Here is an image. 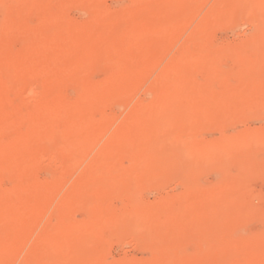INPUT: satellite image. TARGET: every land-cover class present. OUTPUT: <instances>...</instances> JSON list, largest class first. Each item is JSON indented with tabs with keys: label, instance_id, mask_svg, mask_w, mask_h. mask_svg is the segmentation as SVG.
<instances>
[{
	"label": "rangeland",
	"instance_id": "374dc122",
	"mask_svg": "<svg viewBox=\"0 0 264 264\" xmlns=\"http://www.w3.org/2000/svg\"><path fill=\"white\" fill-rule=\"evenodd\" d=\"M69 1V2H68ZM71 1V2H70ZM99 4H101V6L103 7V8H105V9H109V10H117V9H119V8H121V7H124V6H128L129 4H131V1L130 0H124V1H122V0H96ZM119 1V2H118ZM122 1V2H121ZM13 2H14V0H0V8H2V11H3V13L0 11V59H1V61L2 62H6V63H8V61H10V60H12L13 58H14V60L15 59H17V60H22V59H26V57H28L29 59H34L35 58V56H36V58H40V59H43L44 57H47L48 56V54H49V52L51 51V47H49V45H47L46 44V42H50L49 40H47V38L48 39H50V37H52L54 34H56V32H55V28H52V27H50V26H48V27H46V28H44L45 26H47V20L49 19V18H54L55 16L53 15V14H55L56 15V17H58L59 15H61L62 17H66L65 19L68 21V19L67 18H69V22H70V20H71V22L72 23H76V24H78V23H80V22H82V20H84V18H88L87 17V15H82L81 13H79V11L75 8V5L74 4H71V3H73V1L72 0H55L53 3H51V4H53V5H44V4H42V0H31V1H26L25 3V5H21L20 7H18L17 9H15V10H12V8H11V5L13 4ZM214 2L216 3V2H220V0H207V4L206 3H203L204 4V6H201L200 8H199V12H197V14L190 20V22H189V29H188V31L187 32H185V33H182V34H180L177 38H175L174 40H173V42H174V47H173V49L171 50L172 52H170V54H167V56L162 60V62L158 65V66H156V68H152V69H150L145 75H144V77L141 79V81H140V83L135 87V88H133L130 92H129V97H127L126 98V100H125V105H123V106H119L118 104V102H119V99H120V94L122 95V93H119V94H117V93H115L116 95H114V96H116L115 98H116V100L114 99V100H112L113 98L112 97H110L111 99L110 100H108V103H107V101H105L106 103H102L101 104V106H99V108H98V110L97 111H94V114L92 113L91 114V119H93L94 121H96V122H98V121H100L101 119H102V117L104 118V117H112V116H115V117H117L118 118V120H117V122L114 124V126H111V128H110V130H108L109 131V133L108 134H110L118 125H120L119 123H121L122 121H123V119H126V118H129V117H131V115H134L135 116V114H134V111H133V106L136 104H138V103H140V102H146L147 101V103L148 102H150L153 98H152V95L151 94H147L146 92H148V90H151V87H153L154 85H155V81H157V77L160 75V73L162 72V70L165 68V66H166V64H167V62L170 60V58L173 56V55H175V54H179V51H181L182 50V48H184V46H185V48H186V46H187V44H185L186 42H187V40H188V37H189V35H190V33H192V28H194L196 25H198V22L200 21V19L202 20V18L204 17V15H205V13H207L208 14V10H209V8L214 4ZM212 4V5H211ZM119 7V8H118ZM11 10H10V9ZM46 8V9H45ZM66 8V9H65ZM202 8V9H201ZM53 9V10H52ZM201 9V10H200ZM8 12H7V11ZM66 10V11H65ZM52 11H53V14H52ZM75 11V12H74ZM33 13V14H32ZM52 16H51V15ZM7 15V16H6ZM47 15V16H46ZM48 16H49V18H48ZM71 16V17H70ZM206 16V15H205ZM262 16H264V13L260 16V18H262V20L264 21V17H262ZM22 17H27V21H24V20H26L25 18L23 19V20H21L22 19ZM35 17V18H34ZM80 17H81V19H80ZM222 18H225V17H222ZM235 18V17H234ZM2 19V20H1ZM21 20V21H19V20ZM221 19V18H220ZM215 20V21H217V22H215V31L213 30L211 33H210V35H212L209 39H210V46H212V47H210V46H208L207 44L206 45H203V46H201L198 42H200V41H197L196 43H191V45H189L190 47H188V50L191 52H198L197 50L199 49V51L200 50H202V48L203 49H205V51H212L213 50V47H215L216 45V47H218L219 48V50L215 47L214 49V51H217L219 54H221V55H223V56H225V54L226 53H228L227 55H228V57L227 56H225V57H227L226 59H225V57L223 58V59H225V60H220V64L219 63H217V67L216 68H218L219 70H223L221 73H223V76L225 75V77H223V80H221L222 79V76H219L218 78H215V77H213L212 76V85H211V83L209 82V86H207V87H205V89H206V91L208 90L207 88L209 87L210 89H213V91H216V92H206L205 93V96H207L206 94H208V96L206 97V102H208L209 104V106L205 103V102H202V101H204V100H201L200 99V96L198 97V96H196V94L193 92V93H191V95L193 94L194 95V97L196 98V100L198 99L202 104L203 103H205L203 106L202 105H200L201 103L200 102H198V101H196L195 102V100H193L190 96L191 95H189L188 93L187 94H185V96L186 97H188L187 99H189V101H188V104H187V102L185 101L186 99H184V97H182L181 96V94H182V92H178V94H175L176 96H178V97H175V96H173L174 97V99H172V108L170 109V110H173L172 112H166V116L167 117H169L168 119L170 120L169 121V123L166 125L167 126V128L166 127H163V128H165V131H168V130H170V129H172V131H170V132H167V133H163L162 134V132L160 133L161 135L160 136H162L161 138H163V139H161V142H168V144H167V146H165V144H161V146L160 147H157V148H155L154 149V152H155V154L157 153L158 154V151L160 150L162 153H163V151H164V158H165V160H166V156H167V158L169 157V159H171L172 157H173V159H174V161H176V162H178V163H180L179 165H177V163L175 164V165H177V166H175V167H173L170 163H168L167 161H169L168 159H167V161H166V164H169L168 165V167H166V164H165V162L163 163L162 162V160L164 159L162 156H161V153H159L160 155H158L157 156V154L155 155L154 153V162H153V166H152V168L151 169H144V172L145 173H141V174H139V171L138 170H136V171H134V173L136 174H134L133 173V171H132V173L130 172L131 171V169H132V167L134 166L136 169H138L137 167L141 164V161L142 162H146V160H144V159H147V157H145L146 155H144V154H140L141 156H139V160L140 161H138L137 160V162H136V160L135 161H133L131 158H129L128 156H123V157H121V159H119V161H118V171L119 170H121V174L119 175L120 177H119V179H120V184H125V186H123V187H125L126 189H124V188H122L124 191L123 192H118V191H115V192H110L111 194L113 193V195L111 196V194H109L110 196H108V197H110L109 199L108 198H106V199H108V200H105V203H106V205L105 206H108L109 207V209H107V208H105V206H103L104 207V209H103V207H102V210H101V208H100V206H97V205H95V204H92V203H90V199H89V197H88V199L85 197H83L82 196V198H81V195H79L78 196V194H74V190L72 189V187H73V185H75V184H77L78 183V180H79V178H81V176H82V174H83V172H85L89 167H90V163H91V158L99 151V149L102 147V145L107 141V139L106 138H108V134L106 135V137L105 138H103L101 141H100V143L97 145V146H95L94 147V149L91 151V154H90V156L86 159V161H84V162H82L81 164H80V166H78L77 167V169L76 168H74L73 169V171L71 170V171H68V164L67 163H69L68 161L70 160V156H66V158L64 159L63 157L60 159L59 157H56L57 159L55 160V159H44L43 161H42V163L39 165V166H37V168H35L34 170H32V172H31V174L29 173V174H27L26 175V177L28 176L29 177V179H28V177H27V181H26V183L28 182V181H30V178H31V181H33L35 184H34V186H32L33 184V182L31 183V185L28 187V188H26V186H27V184L25 183V181L23 180L22 181V176H19L21 173H19V172H21L22 171V168L24 169V164H26V163H23V166H21V167H19V165H18V168H20L19 169V172H17V171H15L14 173H13V176H12V173H10V175L11 176H6L5 174H2L1 175V177L2 178H0V188L2 189V190H6V191H8L9 190V192H10V190H12V192H13V194H12V196H11V193H9V195L7 196L8 197V199H9V201H11L12 202V205H11V202L9 203L8 202V199H6V197L4 198V199H0L1 201H2V204L0 203V205H2L3 207L5 206H7V205H10L9 207L7 206L6 208H13L15 205L16 206H19L22 202L23 203H25L26 201H27V199H28V201L30 202L31 200L32 201H35L36 202V199H38V194H39V191L41 190V188H44L45 189V187L46 186H48L47 184H45V183H49V181H52L53 180V178L54 179H58V178H60L61 180H62V185L54 192V194L55 195H53V201H52V203H51V207H50V210L48 209V211H47V214L45 215V217H43V218H40L39 220H38V222H37V220H36V222L35 221H33L31 224H33V226H31V229H23L22 231L23 232H25V233H22V231H18V230H21L22 228L20 227V229H18V226L16 227V225H15V223L13 222V220L11 219V216H12V218L14 219V220H16L17 222L21 219L20 217V219L19 218H15V214L17 213L18 214V212H16V211H19L20 213L19 214H21L22 213V215H28V214H31L34 210H32V207H29L28 205H23V204H21L20 206H21V208L19 207V210H18V208H16L17 210L14 212V215H12L11 213H8V211H7V213H4V209H6V208H2V206H0L1 208V212L3 213V214H1V217H0V230H1V228L2 227H4L5 225L4 224H6V222H7V220H8V222H9V224L11 223H14V225H9L8 226V228H10V229H8L7 227H5V228H7V229H4L3 228V230H1L0 231V237H1V239H0V254H5L6 252H9V249H7V247L9 248L10 246V250L13 248L12 247V245L13 246H15L14 245V242L12 243V241L11 240H13V241H20V240H25V238L27 239V240H25V244H24V246L25 247H23V250L21 251V253H20V255H19V260H21V261H17V264H21V262L28 256V255H32L33 257H31V259H30V261H26V263H24V264H42V257H41V251H42V253H44V252H47L49 255H51L52 253H54L55 252V250L57 249V247H58V245L63 241V239H64V237H65V235L66 236H69L70 237V240H71V238L73 237V238H75V235H78L80 232H81V230L83 229V230H88L87 232L88 233H90V234H87L89 237V239H90V244H89V246H90V248L88 247V248H86V250L87 251H90L93 255H95V261H94V263L95 264H226V263H229V264H264V244H262V243H264V241L262 240V238L264 239V233H262L263 232V228H264V60H262L263 58H261V56H264V44H262L260 41H258V43L253 39L254 38V36H253V38H251L252 37V33L254 34V31L251 29V24H249V26H248V24H243L244 23V21H243V23H242V20L240 21L238 18H235V19H233V18H225V19H221V20ZM227 19V20H226ZM75 22H74V21ZM81 20V21H80ZM27 24H26V23ZM30 23V24H29ZM44 23V24H43ZM213 24V23H212ZM42 25V26H41ZM214 25V24H213ZM247 27H249V29H246ZM16 28V29H15ZM18 30V31H17ZM46 31V32H45ZM27 32V33H26ZM45 32V33H44ZM51 32H53L52 34H50ZM29 33V34H28ZM129 35H128V34ZM28 34V35H27ZM48 34H50V36L48 35ZM209 35V36H210ZM29 36V37H28ZM132 36H134L133 35V33L131 32H124L122 35H121V37H122V39H123V41H129V40H131V37ZM208 36V37H209ZM33 37V38H32ZM45 37H47V38H45ZM62 37H64V38H62V39H59L58 41H57V45H58V43H62V44H60L61 46H57V49L59 48L60 50H62L63 51V47H65V44H67L68 43V41H69V39H70V37L71 36H67L66 37V35H63ZM40 38V39H39ZM44 38V39H43ZM61 38V37H60ZM129 38V39H128ZM10 39V40H9ZM23 39V40H22ZM43 39V40H42ZM46 39V40H45ZM72 39V38H71ZM248 39V40H247ZM255 41L254 43L253 42H251V41ZM31 41H33L32 43H31ZM45 43H44V42ZM213 42V44H212V42ZM247 41H249L250 43H252V44H254L253 46H255L256 45V48L257 49H255V47H252V46H250V43H248ZM243 42H247V44L246 43H243ZM42 45H40V44ZM260 43H261V45H260ZM25 44H26V46H25ZM30 44H32V45H30ZM43 44H45L44 46H43ZM212 44V45H211ZM243 44H245V45H247L246 47H248V48H245V46L243 47L242 45ZM2 45V46H1ZM214 45V46H213ZM249 45V46H248ZM259 45L261 46V49H260V47H259ZM5 46V47H4ZM9 46V47H8ZM31 46H32V48H31ZM201 46V47H200ZM221 46H222V49H221ZM2 47V48H1ZM62 47V48H61ZM122 46L120 45V44H114V45H112L111 46V49L114 51L115 50V52H116V54H118L119 52L121 53V50L123 51V48H121ZM235 47H237V48H235ZM243 47V48H242ZM251 47L255 50V51H253L252 49H251ZM9 48V49H8ZM195 48H197L196 50H195ZM231 48H232V50H233V54H231ZM3 49V50H2ZM8 49V50H7ZM220 49H221V51H220ZM223 49H224V51L226 52H223ZM240 51V52H238V50ZM246 49V50H245ZM6 50V51H5ZM11 50H12V52H11ZM36 50H37V52H36ZM55 50V49H54ZM60 50H57V51H60ZM195 50V51H194ZM235 50L238 52V54L235 56ZM243 50H245L246 52H244ZM4 51V52H3ZM62 51L61 52H58L59 54H60V56L63 54L62 53ZM117 51H118V53H117ZM183 51V50H182ZM204 51V50H203ZM11 52V53H10ZM249 52V53H248ZM3 53V54H2ZM247 55V56H249L248 54H250V58H253V59H251V61H252V64H251V61L250 60H247V62H249L248 63V65H249V67H251V66H253V68L255 69V68H257L258 66H257V64L259 65V67L257 68V69H255V71H254V69L252 68V70L250 71L249 69L250 68H247L248 69V71L249 72H251V73H247L246 72V75H245V72L242 70L244 67L246 68V67H248V65L246 64V63H244V61H241L240 59H238L239 57L238 56H240V55ZM255 54H260V58H261V61H259L260 59H258V60H256L254 57V55ZM140 54H138V53H133L131 56H130V58L129 59H126V61H120V60H116V59H111L110 61H108L109 63H107V62H103V64H101V65H99V66H97L96 68H94L93 69V72L90 74V81L92 82V83H97V85H99L98 83H100V86L101 85H106L107 84V82L109 81V79H108V77H111V76H113V78H111V80L114 82H116V83H118V82H120V83H129V82H131V80L133 79V76H132V73H130V74H128L129 72H125V75L123 74V76H125V77H123L122 76V78L120 77L121 75H122V73H123V71H122V68H123V70H126L128 67H132V66H137V65H139V61H140V56H139ZM3 56H5V57H3ZM26 56V57H25ZM31 56V57H30ZM118 56V55H117ZM235 56V57H234ZM12 57V58H11ZM71 57V56H70ZM231 57H232V59H231ZM234 57V58H233ZM4 58H6L7 60L6 61H4ZM8 58H9V60H8ZM238 59V62H236L237 61V59ZM67 60H65V58L63 59V62H62V59H60V60H58V62L56 61L55 63H53V64H51V66L52 67H48V68H50L52 71H53V73L55 74H53L52 73V71L50 70V72H49V74H48V72H47V70L48 69H46L44 66H41V65H38V67L37 68H39V73H41L40 74V76H41V79H36L37 80V82H36V80H35V82H34V89H36L35 91L37 92H41L40 91V89L42 90V89H44V87H46V83L48 82L49 83V81L52 79L53 80V78L52 77H55V76H58V77H60V76H62V74L61 73H63V74H65V72H66V75H64V77H63V79L65 80L64 82H65V89L63 90V92H62V96L60 97L61 99L59 100H57V98H53V97H48V98H50V99H48V98H40V97H36V95L37 94H33V95H35V97L34 96H32V94H27V93H23L21 96L20 95H18L16 98L14 97V102H15V105H18V104H21V103H28V105H30L32 108H31V110L33 109V111H35L34 112V114H33V116H30L29 114L28 115H25V119H28V121L27 122H25L24 123V127L22 126V127H18V128H14L13 126H10V121L12 120L11 118L12 117H15V115H17L18 113H15L16 111H14V109H11L10 110V114H9V112L7 113V117H5V118H1V120H0V127L2 128H0V148L2 149V148H7V147H9L11 144H12V142H13V140H16V139H21V137H23L24 136V138H26V135L30 132V130H28L29 129V125L31 126L33 123H34V121H35V119L37 118L36 116L37 115H42L41 113L42 112H44L43 110H45V111H47L48 112V110H49V113H51V114H54V112H57V110H58V112H59V110H60V106L62 105L61 103L62 102H72V101H74V100H76L77 99V95H79L80 93H79V90H77L76 91V88H80V83H82V78L80 77V76H77V75H79V74H77L76 75V78H74V76H70L71 74H68L67 72L68 71H70L71 70V64H72V60L74 61V59H73V57H71L70 58V60H68V58H66ZM138 59V60H137ZM46 60V59H45ZM112 60H114V61H117V63H114V61H113V63H112ZM254 60V61H253ZM255 60L256 61H258L257 62V64L255 65ZM120 61V62H119ZM36 62H37V60H36ZM110 62H111V64H110ZM236 62V63H235ZM242 62V63H241ZM1 63V62H0ZM47 63V62H46ZM63 63V64H62ZM127 63V64H126ZM240 63L242 64L241 66H239L240 65ZM246 64V65H244V64ZM47 64H49V62L47 63ZM110 64V65H109ZM134 64V65H133ZM261 64H263V66L261 65ZM63 65V66H62ZM65 65V66H64ZM218 65H219V67H218ZM251 65V66H250ZM46 66V65H45ZM57 66V67H56ZM42 67H44V68H41ZM119 69H118V68ZM188 67H189V65H187V69H188ZM243 67V68H242ZM53 68V69H52ZM101 68V69H100ZM121 68V69H120ZM126 68V69H125ZM159 68V69H158ZM220 68H223V69H220ZM201 69H203V67H198V68H195V72H193L192 74H193V76H195L194 78H195V80H198L199 82L200 81H202V82H205V81H207V78H208V71H206L205 69H203L202 71H200ZM241 70V72H240V70ZM263 69V70H262ZM95 70V71H94ZM113 70V71H112ZM115 70V71H114ZM197 70H199V71H197ZM225 70H226V72H225ZM230 71V70H234L233 71V74H232V71H230L229 73H231L232 74V76H231V74H229V75H226V73L228 74V71ZM239 70V76H238V73H237V71ZM245 70V69H244ZM43 71V72H42ZM47 73H46V72ZM121 72V75H120V73L119 72ZM197 71V72H196ZM243 71V72H242ZM110 72V73H109ZM253 72V73H252ZM258 72V73H257ZM28 75L27 76H29L30 77V75L31 76H35L36 74H38V72L36 73L34 70H29V71H27L26 72ZM36 73V74H35ZM46 73V74H45ZM51 73V74H50ZM69 73H71V71L69 72ZM95 73V74H94ZM113 73V74H112ZM114 73H115V75H114ZM126 73L128 74V75H126ZM195 73H197V74H195ZM202 73V74H201ZM235 73H236V75L238 76V78H235ZM240 73H242V74H240ZM59 74V75H58ZM67 74H68V76L70 77H68L67 76ZM111 74V75H110ZM245 75V76H248L249 74V78L248 77H242V75ZM251 74H253V78L251 77L252 75ZM260 74V75H259ZM50 75V76H49ZM82 75V74H81ZM205 75H207V76H205ZM118 77V78H116V79H114V77ZM66 77V78H65ZM69 79H68V78ZM79 77V78H78ZM130 77V78H129ZM132 77V78H131ZM226 77H227V79H226ZM232 77V78H231ZM262 77V78H261ZM51 78V79H50ZM55 78H57V77H55ZM129 78V79H128ZM225 78V79H224ZM240 78V79H239ZM243 78H245V80L243 79ZM246 78H248V80H249V86L247 85V80H246ZM58 79V78H57ZM74 81V84H72V85H69V84H67V82L66 81H69L70 83L71 82H73L72 80ZM93 79V80H92ZM122 79V80H121ZM148 79V80H147ZM205 79V80H204ZM220 79V80H219ZM242 79V80H241ZM259 81H258V80ZM108 80V81H107ZM147 80V81H146ZM214 80H217V81H214ZM225 80V81H224ZM81 81V82H80ZM102 81H104L103 82V84H101V82ZM107 81V82H106ZM112 81H110V82H112ZM197 81V82H198ZM230 83H229V82ZM241 82V81H244V84L243 83H238V84H243L242 86L240 85V86H238V84H237V82ZM51 82V81H50ZM68 82V83H69ZM105 82H106V84H105ZM228 83L227 85H229V86H227L226 85V83ZM76 83V84H75ZM77 83H79V84H77ZM225 84V86H224V84ZM255 83V84H254ZM256 83H257V85H260L258 88L257 87H255V85H256ZM246 84V85H245ZM78 85H79V87H78ZM82 85V84H81ZM95 85V84H94ZM220 85V86H219ZM216 86V87H215ZM82 87V86H81ZM212 87V88H211ZM225 87H226V89L228 88L229 89V92H228V90H225ZM232 88V90H230V88ZM243 87V88H242ZM249 87H251V89L249 88ZM67 88V89H66ZM72 88V89H71ZM218 88V89H217ZM246 88H248V89H246ZM257 88V89H256ZM260 88V89H259ZM81 89V88H80ZM178 89H179V87H178ZM233 89L235 90L236 89V91L237 92H239V90H242V92L240 91L239 93H237L236 91H233ZM174 90H176L177 91V87H175L174 88ZM180 90H181V88H180ZM221 90H223L224 92H221ZM258 90V91H257ZM263 90V91H262ZM179 91V90H178ZM220 91V92H219ZM231 91H233V92H231ZM235 92L237 93L236 94V96H235ZM76 94V97H75V94ZM79 93V94H78ZM197 93V92H196ZM202 92H198L197 94H201ZM231 93H233V94H231ZM242 93V94H241ZM246 93H247V95H246ZM202 94H204V93H202ZM201 94V95H202ZM210 94H215V96L213 95H210ZM221 95V97H222V99H220L221 97L220 96H218V95ZM223 94H225V95H223ZM230 97H232L231 99H230V101H229V96ZM150 95V96H149ZM184 95V94H183ZM188 95V96H187ZM219 97V98H217V96ZM241 95V96H240ZM30 96V97H29ZM145 96V97H144ZM212 96V97H211ZM263 96V97H262ZM150 97V98H149ZM190 97V98H189ZM202 97V96H201ZM211 97V98H210ZM223 97H225V99L223 98ZM227 97H229V98H227ZM40 98V99H39ZM203 98V97H202ZM213 98V99H212ZM234 98H236V101H235V99ZM239 98V99H238ZM261 98V99H260ZM151 99V100H150ZM176 99V100H175ZM217 99H220L221 101L222 100H224L223 101V103H225V106L223 105L222 106V108H220V106L223 104L222 102V104L221 103H219L218 101H216ZM228 99V100H227ZM68 100V101H67ZM128 100V101H127ZM150 100V101H149ZM192 100V101H191ZM212 100V101H211ZM62 101V102H61ZM233 101V102H232ZM121 102V101H120ZM191 102V103H190ZM226 102H228V104L226 103ZM179 103V104H178ZM189 103H190V105H189ZM192 103H195V104H192ZM213 103H215V106L217 105V107H212L211 105L213 104ZM241 103V104H240ZM61 104V105H60ZM107 104V105H106ZM234 104V105H233ZM116 105V106H115ZM135 105V106H136ZM175 105H176V107H175ZM181 105V106H180ZM193 105H195V106H193ZM202 106L201 108H200V110L199 109H197L196 110V106ZM214 105V104H213ZM229 105V106H228ZM239 105V106H238ZM184 106V107H183ZM205 106H207L206 108L208 109V107H210L211 108V110H213L212 112H213V114L211 115V113L209 114L208 112H207V109L205 108ZM227 106V108H225ZM181 108L182 110L184 109V111L186 110L188 113V115H186V117L184 118V113L186 114V111L184 112L183 111V115H182V111H181V109H179V108ZM183 107V108H182ZM198 107V108H199ZM223 107H224V110H223ZM204 108V109H203ZM217 108L218 109H220V111L218 112L219 113V115H218V113L215 111V110H217ZM177 109H178V111H179V113H176V112H178L177 111ZM190 109V111L191 110H193V111H195V112H193V111H191L192 113H190L188 110ZM203 109V110H202ZM227 109V110H226ZM118 110V111H117ZM169 110V111H170ZM199 110V112H198V114H195V113H197V111ZM203 112H202V111ZM222 110L225 112H222ZM230 110H232V111H230ZM25 111V110H24ZM28 111V110H27ZM27 111H26V113H24V114H27ZM40 111H42L41 113H39ZM181 111V112H180ZM209 112H211L210 110H208ZM218 111V110H217ZM176 114H175V113ZM36 113V114H35ZM38 113V114H37ZM133 113V114H132ZM215 113V114H214ZM230 113V114H229ZM44 114H45V112H44ZM101 114V115H100ZM178 114V115H177ZM181 114V115H180ZM121 115V116H120ZM165 115V114H164ZM169 115V116H168ZM176 115V116H175ZM199 115V116H198ZM128 116V117H127ZM173 118H172V117ZM178 116V117H177ZM183 116V118H181ZM188 116V117H187ZM212 116V117H211ZM30 117V118H29ZM171 117V118H170ZM180 117V118H179ZM194 117V118H193ZM219 117V118H218ZM34 118V119H33ZM187 118H190L189 120H190V123H189V125L186 123V120L185 119H187ZM216 118V119H215ZM181 121H180V120ZM174 120L175 121H177L178 120V122H174ZM183 120V121H182ZM199 122L200 120H203L202 121V124H200L201 123V121L199 122V123H197V121ZM8 121V122H7ZM67 121L66 119H65V117H60V118H58V122H57V129H58V131L59 132H64L63 131V128L65 127V126H68V127H70L71 125L70 124H66L65 122ZM179 121H180V123H179ZM188 121V120H187ZM1 122H2V124H1ZM172 122V123H171ZM192 122H194L193 124H192ZM184 123V124H183ZM195 123H197V124H195ZM195 124V125H194ZM200 124V125H199ZM5 127H4V126ZM192 125V126H191ZM4 127V128H3ZM9 127V128H8ZM73 127V126H72ZM158 128L159 129V131H161V128H159L157 125L155 126V128ZM170 127V128H169ZM177 127V128H176ZM182 127V128H181ZM183 127H186V128H183ZM6 128H8L7 130H6ZM71 128V127H70ZM162 128V130L164 131V129ZM16 129V130H15ZM64 129H66V127L64 128ZM69 128H67L66 130H68ZM71 129H74V128H71ZM132 129V130H131ZM168 129V130H167ZM182 129H184V130H182ZM186 130V131H185ZM129 131V132H128ZM177 131H178V133L180 134H177ZM12 132H14V133H12ZM127 132V133H126ZM130 132H131V134L133 135V134H138V132L136 131V130H134L133 128H128L126 131H125V133H126V135L128 134V135H130V136H132L131 134H130ZM182 132V133H181ZM168 133H170V134H168ZM26 134V135H25ZM166 134V135H165ZM174 134V135H173ZM247 134V135H246ZM22 135V136H21ZM244 135H246V137L247 136H249V138H250V135H251V137L253 138H248L247 137V139H249V140H251V141H249V143H243L244 145L246 144H250L249 145V147H251L253 150H255V151H253L252 149H251V153L252 152H255V154H256V157H255V155H254V153H249L250 155L249 156H253L252 158L254 159V160H256V165H253V164H255V161L253 160V162H251V158L248 156V158H249V160H247V161H250V162H248L247 163V161H246V163H244L243 164V166H245V168H246V170H245V168L242 166V168H244L243 170H245V171H242V168H241V164L240 163H238V167L240 168L239 169V171L237 170L238 168L235 166L236 165V163L238 162L237 160H235V159H237L236 157H235V159L233 158V157H229L231 160L229 161V158H224V159H222V158H220L219 157V160H220V162H213L212 160H213V158H212V156H211V153H212V151L214 150L215 151V149H217V150H219V149H222L221 147H223L224 148V146L227 144L228 146H231V144H233V146H236V145H239V144H242V139H243V136ZM169 137V139H167L168 137ZM172 136H174V138H172V140H171V137ZM176 136V137H175ZM224 136V137H223ZM229 136V137H228ZM231 136V137H230ZM128 137V136H127ZM245 137V136H244ZM245 137V138H246ZM13 138V139H12ZM179 138V139H178ZM229 140H228V139ZM244 138V139H245ZM182 139V141H180ZM216 139H218V140H216ZM256 139H259V140H257L256 141ZM170 140H171V142L172 141H174L175 142V140H176V143H174V145L173 144H171L170 146H168L169 145V142H170ZM221 141V142H220ZM228 141V142H227ZM160 142V143H161ZM170 142V143H171ZM220 142V146H219V143ZM224 142H225V144H224ZM232 142V143H231ZM244 142H247V140L245 139L244 140ZM254 142V143H253ZM173 143V142H172ZM185 143V144H184ZM192 143H194V144H191ZM196 143V144H195ZM209 143V144H208ZM229 143V144H228ZM262 143V144H261ZM215 144V145H214ZM242 144V145H243ZM2 145V146H1ZM184 145H188V147H186V146H184ZM194 145H196L195 147L196 148H199V149H195V147H194ZM226 145V146H227ZM178 146H179V148H180V151H179V148H178ZM182 146L184 147V148H182ZM193 146V148L195 149V150H201V149H203V150H205L204 152H205V155H203V158H202V156H200V159H199V157L197 156V152H195L196 153V155L195 156H197L196 158H195V156H194V151H193V153H191V151H190V149L192 150V148H190V147H192ZM207 146H208V149H207ZM217 146H219V149H218V147ZM82 147V146H81ZM83 148V147H82ZM82 148H79V150L80 149H82ZM174 148V149H173ZM226 148V147H225ZM156 149H158V150H156ZM184 151H183V150ZM188 149H189V151H188ZM193 149V150H194ZM76 150H78V148L76 149ZM75 150V151H76ZM163 150V151H162ZM178 150V151H177ZM210 150V151H209ZM185 152L186 151V153H182V152ZM259 151V152H258ZM166 152H169V153H167L168 155H166ZM203 151H200V153H202ZM216 152V151H215ZM1 153V152H0ZM21 153H22V151H21ZM21 153L19 154V155H21ZM209 153H210V155H209ZM5 155H3L2 157H3V159L5 160H2L0 163H4V164H2V166H6V165H8V164H12V163H18V164H21V161L22 162H24L23 160H21L22 159V157H19L18 156V158H16V156H13V154L12 153H9L8 154V152L7 153H4ZM23 154V153H22ZM172 154V155H171ZM177 154H179V155H177ZM181 154V155H180ZM191 154H192V156L194 157H192L191 156ZM203 154V153H202ZM212 154H214V153H212ZM143 155H144V157H143ZM163 155V154H162ZM188 155V156H187ZM189 155L193 158V160H192V158L190 159V158H187V157H189ZM209 155V158H207L208 160H210V161H208L207 159H206V157ZM215 155V154H214ZM8 156V157H7ZM158 158H157V157ZM172 156V157H171ZM180 156V158H178ZM12 157V158H11ZM65 157V156H64ZM143 157V158H142ZM163 158L162 160L160 159V158ZM187 160H189V161H186L184 158ZM215 157V159H214V161L217 159L218 160V156L216 155V156H214ZM217 157V158H216ZM255 157V158H254ZM14 158H15V160L16 161H13L14 160ZM69 158V159H68ZM183 158V159H182ZM198 158V160L199 161H201V163L198 161H195L196 159ZM205 158V160H207V162L206 163H204V162H202V159H204ZM2 159V158H1ZM66 159H68V160H66ZM159 159V160H158ZM227 159V160H226ZM21 160V161H20ZM54 160V161H53ZM158 160V161H157ZM160 160H161V162L162 163H160ZM172 160V159H171ZM170 160V162L173 164V163H175V162H172ZM183 161V160H185V164H182L183 166H182V168L184 167V169L186 170V171H188V173H189V175H188V173L187 174H185L186 175V177L184 176V173L183 172H181V171H183V169H181L180 167V169L181 170H179V172H178V170L177 169H175V168H178V166H180L181 165V162H179V161ZM190 160H191V162H190ZM218 160V161H219ZM222 160V161H221ZM90 161V162H89ZM155 161H157V162H155ZM193 161H195V162H193ZM225 161V162H224ZM237 161V162H236ZM52 162V163H51ZM56 162V163H55ZM135 162V163H134ZM138 162L140 163L139 165H138ZM184 162V161H183ZM213 162V163H212ZM228 162V163H227ZM46 163V164H45ZM61 163V164H60ZM137 163V164H136ZM147 163V162H146ZM197 163H199V165L197 164ZM204 163V164H203ZM216 165H215V164ZM231 163V164H230ZM253 163V164H252ZM50 164H52V165H50ZM122 164V165H121ZM131 164V165H130ZM133 164V165H132ZM138 165V166H136V165ZM142 164H145V163H142ZM141 164V165H142ZM155 164H160L161 166L164 164L165 165V169H166V171L164 172V173H166V174H164V173H162L163 171H164V166L163 167H160V169H159V166L158 165H155ZM209 164H210V166H212V167H210L209 166ZM217 164H219V165H217ZM224 164H226V166H227V168H228V165H229V168L228 169H225V167L226 166H224ZM233 164H235V165H233ZM240 164V165H239ZM247 164V165H246ZM257 164L259 165V166H257ZM60 165V166H59ZM141 165H140V167H141ZM174 165V164H173ZM193 165H196V167L194 168V166ZM200 165H203L202 167L200 166ZM214 165H215V167L216 166H218V170H217V167L215 168L214 167ZM248 165L250 166V165H253V166H255V169L254 170H251V172L250 171H247L248 170ZM45 166V167H44ZM50 166V167H49ZM119 166H120V169H119ZM122 166V167H121ZM132 166V167H131ZM158 166V167H157ZM173 167V170H177L176 171V176L177 177H179V178H177L176 176H175V171H173L172 172V169H171V167ZM186 166V167H185ZM205 166V168L204 169H202L203 167ZM235 166V167H234ZM40 167V168H39ZM52 167V168H51ZM56 167V168H55ZM156 167V169H154V168ZM207 167V168H206ZM209 167V168H208ZM215 169H214V168ZM224 168V171L225 170H227V171H225V173L226 172H228V173H226V174H220L219 172L220 171H222L223 170V168ZM43 168V169H42ZM86 168V169H85ZM123 168H124V171H125V173H126V169H128L127 170V172L129 171L130 172V174L128 173V174H125L124 173V171H122L123 170ZM131 168V169H130ZM134 168V169H135ZM189 168H190V170L192 171L193 170V168H194V170L192 171V172H194L195 171V169H197L196 170V172H197V174H198V176L196 177V176H194V174H192V175H190L192 172L189 170ZM198 168H201V170H199ZM213 168V169H212ZM237 168V169H236ZM250 168H251V166H250ZM252 168H254V167H252ZM263 170H262V169ZM57 169V170H56ZM153 169L155 170V171H158V169L160 170V171H158L157 173H159V172H161L164 176L163 177H165V180H163L161 177V174H157V176H159V177H157L156 175V178H157V181L155 182V183H153L152 181H154V178H153V176H154V174H152V171H153ZM163 169V170H162ZM170 170L169 172L172 174L173 173V175H171L170 176V178L168 177V170ZM222 169V170H221ZM261 171H260V170ZM64 170V171H63ZM145 170H148V171H150L151 173H150V175L152 174L153 176H152V181H151V184H150V179H151V176H149V180H148V175H147V173H149V172H147V171H145ZM184 170V171H185ZM218 172H217V171ZM229 170H231V171H229ZM250 170V169H249ZM60 171H61V173H60ZM80 171V172H79ZM138 171V172H137ZM154 171V172H155ZM238 171V172H237ZM242 171V173L243 172H245L244 173V175H245V177L243 176V174L242 173H240V174H242L241 176H243V178H241V176H239L237 173H239V172H241ZM247 171V172H246ZM19 174H17V173ZM63 172H65L64 174H63ZM137 172V173H136ZM178 172V173H177ZM183 173L182 175H181V173ZM57 173V174H56ZM119 173V172H118ZM125 175H127V176H125ZM180 173V174H179ZM218 173V174H217ZM222 173H223V171H222ZM230 173V178H233L232 180H227L226 182H225V184H221V182H220V180L222 179V180H224L225 178H228L229 179V176H228V174ZM16 174H17V176H16ZM33 174V175H32ZM61 174H63V175H61ZM146 175V181L144 180V177H145V175ZM231 174H233V176L234 175H236V176H234V177H232L231 176ZM7 175H9V174H7ZM48 175V176H47ZM60 175V176H59ZM132 176V178L131 177H129V176ZM139 175V176H138ZM218 175V176H217ZM224 176V178H223V176ZM225 175H227L226 177H225ZM238 175V176H237ZM31 176V177H30ZM58 176V178H56V177ZM62 176V177H61ZM123 176V177H122ZM135 176H137L138 178H141V176H142V178L140 179L141 181H139V179L137 180V177H135ZM154 176V177H155ZM182 176H183V179H181L182 178ZM192 176H194V178H191ZM249 178V180H248V178ZM256 176V177H255ZM20 177V178H19ZM35 177V178H34ZM50 177V178H49ZM127 177V178H126ZM172 177V178H171ZM191 179H190V178ZM196 177V178H195ZM198 177H201V179H199ZM251 177V178H250ZM258 177V178H257ZM132 180H130V179ZM135 178V181L133 180ZM156 178H155V180H156ZM174 178H176V179H174ZM187 178H189V180H186ZM220 178V179H219ZM240 180H243V181H239V179ZM20 181H19V180ZM45 179V180H44ZM127 179V180H126ZM128 179L130 180V181H128ZM178 179H180L179 181H178ZM196 179V181H194ZM235 179V180H234ZM238 179V180H237ZM41 180V181H40ZM44 180V181H43ZM75 180V181H74ZM115 180V179H114ZM162 180L163 182H160V181ZM185 180H186V182H187V187H186V183H185ZM192 180V181H191ZM218 182H217V181ZM221 180V181H222ZM22 181V182H21ZM30 181V182H31ZM39 181V182H38ZM46 181V182H45ZM48 181V182H47ZM64 181V182H63ZM86 181H88V179H86ZM142 182V183H140L139 184V182ZM231 181H232V183H231ZM245 181V182H244ZM29 182V183H30ZM146 182V183H145ZM189 182H190V184L191 185H189L188 186V184H189ZM192 182V183H191ZM196 182V183H195ZM201 182V183H200ZM233 182H236V184H234ZM237 182H238V184L239 185H237ZM183 183H185V184H183ZM194 183L197 185L198 184V186H197V188L199 189L200 188V186L201 187H207L208 186V184H210V188L212 187L213 188V190H212V188L211 189H209V187L208 188H204V191H203V188H200L199 190H198V192H197V190H196V185L194 186ZM200 183V184H199ZM212 183H214V184H212ZM217 183H219V188H218V185H217ZM36 184H40V185H36ZM128 184V185H127ZM202 184V185H201ZM212 184V185H211ZM233 184L235 185L234 187H233ZM243 184V185H242ZM246 184V185H245ZM26 185V186H25ZM67 185V186H66ZM127 185V186H126ZM164 185V186H163ZM185 185V186H184ZM193 185V186H192ZM230 185H232V186H230ZM19 186V187H18ZM35 186H39L38 187V189H37V193L36 192H33V191H29L31 188L35 191L36 189V187ZM136 186H138L137 187V189H135L134 190V188H136ZM144 186H145V188H144ZM155 186H157V187H155ZM229 186V188L227 189V187ZM33 187H35V188H33ZM41 187V188H40ZM155 187V188H154ZM189 187H191L190 189H192V190H190L189 189ZM215 187V188H214ZM224 187H226L225 189H223L225 192L223 193V194H225V196L222 194V192H220V194L218 195H215L214 193V195L217 197V200H216V197L212 194V191L214 192H216V190H218V189H222V188H224ZM233 187V189H235V193L232 191V190H230V192H229V189L230 188H232ZM240 187V189L238 190V188ZM23 188V189H22ZM26 188V189H25ZM161 188V189H160ZM17 189V190H16ZM31 189V190H32ZM131 189V190H130ZM140 189H142V190H140ZM240 192V190H241V192L239 193L237 190ZM125 190H127V192H126V194H123V193H125ZM129 190H130V192L132 193H129ZM196 191V193H195V191ZM205 190H206V192H205ZM226 190H228V193H227V191ZM18 193H17V192ZM20 191V192H19ZM135 191H137L136 193H135ZM185 191V192H184ZM193 191H194V194H192L193 193ZM199 191H201L200 193H199ZM208 191H209V193H208ZM32 192V193H31ZM189 192H191V194H189ZM233 192V193H232ZM68 193H69V195H68ZM115 193H117V195H121V193L124 195V198H121L120 197V195L119 196H117ZM161 193V194H160ZM188 193V194H187ZM198 193H199V195H198ZM206 194V193H208L209 194V196H210V194H211V197H213L214 199H213V202H211L212 201V199H211V197H209L208 199V202L206 201L207 199H205V200H197L196 199V197L198 196H201V194ZM217 193V192H216ZM229 193H230V195H229ZM236 193L238 194V195H236ZM251 193V194H250ZM74 194V195H73ZM137 194H138V198H139V200L140 201H143L142 203H140L139 201H138V205H137V207L133 204V202L132 201H129V199H127V197H125V196H130L131 195V197H133L134 195H136V196H134L133 197V199H135V197H137ZM186 194H187V196L188 197H190L189 195H193L191 198L194 200L193 202H191L190 204L193 206L192 207V209H191V206H190V208H187V207H185L184 206V202H182V200H184L185 199V197H186ZM196 194V197H194V195ZM208 194H207V196H208ZM231 194H233V195H235V196H237V197H234L233 195L231 196ZM242 194V195H241ZM72 195V196H71ZM123 195H121L122 197H123ZM160 195H161V197H162V199L160 200ZM171 195V196H170ZM213 195V196H212ZM227 195H229L230 197V199L229 200H227V198H228V196ZM19 196V197H18ZM68 196H70V197H68ZM76 198H75V197ZM158 196H159V198H158ZM205 196V195H204ZM203 195L201 196V197H199V198H202V197H204ZM218 196L220 197V199L218 198ZM222 196H224V197H226L227 196V198H225L226 200H227V202L225 203V199H224V197H223V200H222ZM258 196H260L259 198H261L260 200H259V198H257ZM14 197V198H13ZM32 197H34V198H32ZM77 197H78V199H77ZM183 197H184V199H183ZM187 197V198H188ZM197 197V198H198ZM239 197V198H238ZM244 198V199H242V198ZM79 198H81V199H79ZM138 198H136V200L138 199ZM170 198V199H169ZM187 198L185 199V201L187 200ZM235 198H236V200H235ZM237 198H238V200L239 199H242V200H239V201H237ZM257 198V199H256ZM16 199V200H15ZM29 199H31V200H29ZM62 199H67L68 200V206H69V212H68V221H69V224L72 226V228H74V229H76V230H74L75 231V235L73 236V234H74V232H72V231H70V229L69 228H71V227H69V228H67V229H63V230H61V232L59 233V234H54L51 238H49L48 240L46 239L42 244V246H44V247H41L40 245H39V243H41V242H39V236H40V233H41V230L47 225V224H50L51 226H56L58 223L57 222H59V217H57V216H59L57 213H56V207H57V203L58 202H60ZM123 199V200H122ZM127 199V200H126ZM168 199V200H167ZM192 199H190V198H188V200L187 201H192ZM158 200V201H157ZM162 202H166V203H168L169 204V202L171 203V204H169V206L171 205V207L169 208V209H166V208H164V207H167V206H162L163 204L162 203H160V201ZM215 200L218 202V203H216L215 202ZM256 200V201H255ZM0 201V202H1ZM6 201H7V204H6ZM19 201H22V202H19ZM31 201V202H32ZM71 201V202H70ZM123 201H124V203L126 204H124L123 203ZM146 201V202H145ZM154 201V202H153ZM156 201H157V203L159 202V204H162L161 206L159 205V204H157V205H159V206H157V205H154L153 203H156ZM168 201V202H167ZM207 202V204L205 205V203ZM222 201V202H221ZM224 201V202H223ZM229 201H232L231 203L233 204V205H235V203H238V204H236V207L235 206H233V205H231L230 203H229ZM236 201V202H235ZM244 201H247V202H249V203H247V202H244ZM260 201V202H259ZM17 202L19 203V205H17ZM84 202H85V204H84ZM89 202V203H88ZM130 202H131V204H130ZM221 202V203H220ZM240 202V203H239ZM241 202H244V204L243 203H241ZM14 203H15V205H14ZM33 203V202H32ZM69 203H70V205H69ZM165 203V204H166ZM188 203V202H187ZM197 204V207H198V203H200V205L199 206H201V204H202V208L201 207H196L195 205ZM213 205V204H216L217 205V207H216V205H213L215 208H213V206H210L211 204ZM220 203V204H219ZM222 203H224V204H222ZM245 203H246V207L245 206H243V205H245ZM259 203V204H258ZM4 204H6V205H4ZM86 204H87V206H86ZM91 204H92V207L94 208H89V206H91ZM144 204H145V206H144ZM189 204V203H188ZM188 204H185L186 206H188ZM219 204V205H218ZM226 204V205H225ZM247 204H248V209H247ZM251 204H252V206L254 207V206H256V204H257V206L258 207H252L251 208ZM54 205V206H53ZM93 205H95V206H93ZM124 205V206H123ZM154 205V206H153ZM208 205V206H207ZM227 205L229 206V207H227ZM238 205V206H237ZM241 205V206H240ZM145 207L147 210L149 209V211L151 210V212H153V213H151V212H149V214L151 215H148V216H150L149 218L151 219V220H153V218L156 216V214L159 216V218H158V216H156L155 218H154V220H155V222H156V226H157V221H159L160 220V222L165 218V215H170V218H171V223H174L175 222V224L177 223V225H175V227L173 228V229H175V231H173L174 233H172V231H170L169 230V232H167L168 234H166V233H163V231H164V229L163 228H161V230H160V232L158 231L159 229H160V227H155V229H156V232L158 231L159 232V236L157 237V235H156V232H154L155 231V229L153 230V233H152V236H150V235H145V233L143 234L142 232H141V234L140 233H138L139 231H138V227L136 226V225H138L137 223H140L141 225H143V226H141L140 225V227L139 228H143L145 225H147L149 222H151V220L150 219H148L147 217V212H145V211H143V207ZM149 206V207H148ZM151 206V207H150ZM153 206V207H152ZM157 206V207H156ZM220 206H221V208L222 209H224V210H226V208L225 207H227L228 209L230 208V210H226L225 212H224V210H222L221 208H220ZM231 206V207H230ZM261 206L263 207V210H262V208H261ZM24 207V208H23ZM97 207L100 209H97ZM155 207H156V209H155ZM163 207V208H162ZM173 207V208H172ZM187 208L186 210L188 211V212H186L185 211V208ZM195 207V208H194ZM209 207L210 208H212V209H209ZM219 207V208H218ZM233 207V208H232ZM239 209H238V208ZM243 209H242V208ZM259 207H260V210L261 211H263V212H260V210H259ZM26 208H27V210H26ZM143 208V209H142ZM151 208V209H150ZM158 208V209H157ZM162 208V209H161ZM203 209V211L201 210V211H199L198 212V210L199 209ZM218 208V209H217ZM3 209V210H2ZM21 209V210H20ZM30 209H31V211H30ZM132 209H133V211H132ZM160 209V210H159ZM166 209V210H165ZM170 209L172 210V213H171V211H170ZM189 209V210H188ZM219 209H221V211H223V212H218L219 211ZM234 209H236V211L234 210ZM248 210V212H246L247 210ZM112 212H111V211ZM123 210V211H122ZM136 210V211H135ZM157 210H158V212H157ZM161 210H164L163 212H161ZM167 210H169V212L167 211ZM195 210H197V212H196V215L194 214H191V213H194V212H192V211H195ZM234 210V211H233ZM250 210L253 212L252 214H251V212H250ZM21 211H23V212H21ZM28 211V212H27ZM30 211V212H29ZM101 211H103L104 212V216H103V218L101 217V215H103V214H101ZM109 211H110V213H109ZM114 211V212H113ZM131 211H132V213L134 214H131ZM176 211H177V213H176ZM189 211H190V213H189ZM210 211H212V212H210ZM216 211V212H215ZM231 213V214H227V213H229V212ZM245 211V212H244ZM6 212V211H5ZM102 212V213H103ZM129 212H130V214H129ZM142 214H141V213ZM165 212H167L166 214H165ZM184 212V213H183ZM213 212H215V213H213ZM232 212H236L235 213V215H234V213L232 214ZM99 213H100V215H99ZM106 213V214H105ZM115 213V214H114ZM179 213H183L185 216H182L183 217V221H180V222H182V225L181 224H179L178 222H179V217L181 216V214L179 215ZM187 213H189L188 215H187ZM201 213H203V214H205L204 216H205V218H204V216H202L203 214H201ZM222 213H223V215H222ZM240 213V214H239ZM7 214V215H6ZM11 214V215H10ZM16 214V217H18V215ZM107 214H109L108 216L109 217H107ZM112 214H114V215H112ZM136 214V215H135ZM143 214H145L144 215V217H143ZM161 214H162V216H161ZM165 214V215H164ZM172 214H174L173 216H172ZM214 214H219V215H217V216H215ZM221 214V215H220ZM248 216H250V215H253L252 217L250 216V217H248ZM4 215V216H3ZM10 216V218H9V216ZM141 215H142V217H141ZM154 215V216H153ZM178 217V215H179V217H178V221H177V219H176V216ZM208 215V216H207ZM230 217H229V216ZM233 215V216H232ZM241 216V215H243L242 217H244L245 219L247 218L248 219V221L247 222H245L246 220H244V218H240V217H238V216ZM260 215V216H259ZM100 216V218H98ZM106 216V217H105ZM147 216V217H146ZM153 216V217H152ZM191 217V218H189L190 220L192 219L193 221H194V219H195V221L194 222H196V223H194L193 221H190L187 217ZM219 216V217H218ZM247 216V217H246ZM256 216V217H255ZM258 216V217H257ZM4 217H6V218H4ZM214 217H215V219H214ZM262 217V218H261ZM94 218V219H93ZM102 218V219H101ZM181 218V217H180ZM186 218V219H185ZM214 219V220H212V219ZM228 218H230V221H232V219H233V221L232 222H235V223H230V224H228L227 223V225H228V227L226 226V222L224 223L223 221H225V219L227 220ZM236 218H240L239 219V222L241 223V224H243V225H240V223L239 222H237V220L238 219H236ZM19 219V220H18ZM110 219V220H109ZM126 219H127V221H126ZM146 219V220H145ZM148 219V220H147ZM156 219H159V220H157L156 221ZM162 219V220H161ZM208 219V221L211 219L212 220V222H210L209 221V223H207L208 221H206ZM218 219V220H217ZM138 220H141V222L140 221H138ZM142 220H143V223H142ZM145 220V221H144ZM181 220H182V218H181ZM241 220H243L244 221V223H247L246 225H244V223L241 221ZM5 221V222H4ZM204 221H206V222H204ZM215 221H217V223L215 224L214 222ZM8 222H7V224H8ZM71 222V223H70ZM85 222V223H84ZM137 222V223H136ZM144 222H145V224H144ZM183 222H184V224H183ZM250 222V223H249ZM101 223H103V224H101ZM134 223H135V225H134ZM186 223V224H185ZM212 223V224H211ZM213 223L216 225H214V227H213ZM30 223H29V226L31 225ZM35 224V225H34ZM45 226H44V225ZM129 224V225H128ZM160 224V223H159ZM4 225V226H3ZM180 225V226H179ZM200 225V226H199ZM237 225H239V226H237ZM7 226V225H6ZM10 226H12V227H10ZM133 226H136V229L137 230H135L134 228H131V227ZM183 226V227H182ZM184 226H186V228H188L189 227V229H187L186 230V228L184 229ZM211 226H212V228H211ZM233 226H236V227H233ZM241 226V227H240ZM13 227H15V229L13 228ZM87 227V228H86ZM104 227V228H103ZM170 227L172 228L173 226H172V224H170ZM169 227V228H170ZM197 227H199V228H197ZM220 227H222L223 228V230H222V228H220ZM225 227V228H224ZM230 227V228H229ZM246 227H248V228H246ZM85 228V229H84ZM89 228V229H88ZM170 228V229H171ZM180 228H182V229H180ZM192 228H194V230H192ZM219 230H218V229ZM229 228V229H228ZM242 230H241V229ZM244 228V229H243ZM12 229V230H11ZM91 229V230H90ZM212 229V230H211ZM213 229L215 230V232L216 233H218L217 235H215V238H213V237H211V236H214L213 235V233H215L214 231H213ZM227 229V230H226ZM7 230V231H6ZM12 231L11 233H9L10 231ZM16 230V231H15ZM90 230V231H89ZM172 230V229H171ZM183 230V231H182ZM184 230H186V231H184ZM192 230V231H191ZM205 230V232H207L209 235H211V236H207L208 234L206 233V235H203V234H205V232H203ZM250 230V231H249ZM15 231V232H14ZM80 231V232H79ZM176 231H178V233L176 232ZM192 232V233H190V232ZM194 231L196 232V234L194 235ZM199 231H201V232H199ZM211 233H210V232ZM219 231V232H218ZM221 231H223V232H221ZM256 232V236H258V238L260 239V241L262 242H260V244L258 243L259 242V239L256 237V236H253V234H255V232ZM5 232V233H4ZM19 232V233H18ZM77 232V233H76ZM157 232V233H158ZM162 232V233H161ZM165 232V231H164ZM172 234H171V233ZM189 232V233H188ZM203 232V233H202ZM245 232H247L246 234H245ZM69 233H71V234H69ZM176 233V236H174L173 234H175ZM181 233H183V234H181ZM215 233V234H216ZM139 234V235H138ZM154 234V235H153ZM178 234V235H177ZM187 234V235H186ZM194 237H192L191 235ZM220 234H222L224 237H226V239H227V237H230V239L228 240H225V238L224 237H222L221 238V241H219V235ZM230 236H229V235ZM232 234V235H231ZM27 235H28V237H27ZM170 235V236H169ZM186 236V237H183V236ZM221 235V236H222ZM228 235V236H227ZM239 235V236H238ZM260 235H263V236H261V237H259ZM20 237V239H18L17 237ZM24 236V237H23ZM153 236H156L155 238L153 237ZM176 238V239H174V237ZM178 236H180V237H178ZM191 236V237H190ZM206 236H207V238H206ZM220 236V237H221ZM232 236H234V237H232ZM248 236H251L250 238L248 237ZM153 237V238H152ZM168 237V240H166V238ZM198 237H200V239L198 238ZM218 238V240H217V238ZM256 237V238H255ZM31 238V239H30ZM68 238V237H67ZM182 240H181V239ZM188 238V239H187ZM205 238V239H204ZM210 238H211V241H210ZM233 238H237L236 239V241H238V239H240L238 242H236L235 241V239H233ZM254 240H253V239ZM184 239V240H183ZM202 239V240H201ZM204 239V240H203ZM244 239V240H243ZM162 240V241H161ZM208 241V242H212L214 245H216L215 247H216V249H214V252H213V248H214V246L213 247H211L213 244H211L210 243V245L209 244H207V242L205 243V245H204V242L205 241ZM217 240V241H216ZM6 241H9V242H6ZM11 241V242H10ZM159 241V242H158ZM161 241V242H160ZM164 241V242H163ZM182 241V242H181ZM204 241V242H203ZM230 241H231V243H230ZM245 245V246H243V244L241 243V242ZM247 241H248V245L249 246H247ZM249 241H251V243L249 242ZM38 242V243H37ZM173 242H175L174 244H173ZM181 242V243H180ZM234 242V243H233ZM236 242V243H235ZM254 242H255V245L252 247V248H250L253 244H254ZM37 243V244H36ZM202 243V244H201ZM215 243H217V244H215ZM220 243V244H219ZM230 243V244H229ZM233 243V244H232ZM238 243V244H237ZM246 243V244H245ZM253 243V244H252ZM257 243V244H256ZM52 244V245H51ZM237 244V245H236ZM10 245V246H9ZM36 245V246H35ZM178 245V246H177ZM239 245H240V247H239ZM256 245H258V246H260V247H258V246H256ZM33 246V247H32ZM39 246V247H38ZM205 246V247H204ZM234 246V247H233ZM238 246V247H237ZM243 246V247H242ZM202 247H204V248H202ZM208 248V250H210L211 251V253H209V251L207 250V248ZM250 249H249V248ZM41 248V249H40ZM43 248V249H42ZM206 248V249H205ZM239 248H241L242 250H244V252H246V253H243V254H239L238 252H242V250L241 249H239ZM257 248H259V249H257ZM7 249V251L5 252V250ZM55 249V250H54ZM81 249V250H80ZM223 250V251H220V250ZM230 250V252H228L229 250ZM236 251H235V250ZM248 249V250H247ZM253 249V250H252ZM261 249V250H260ZM41 250V251H40ZM75 251H82V250H85V248H75L74 249ZM207 250V251H206ZM225 250V251H224ZM231 250H233V251H231ZM238 250H240V251H238ZM256 250H258V251H256ZM33 251V252H32ZM44 251V252H43ZM162 251V252H161ZM205 251V252H204ZM259 251H260V254H259ZM161 252V253H160ZM177 252V253H176ZM207 252V253H206ZM219 252H222L223 254H221V253H219ZM224 252H225V255H224ZM236 252V254H238V255H233V256H231L230 255V253L231 254H234V253ZM240 252V253H241ZM23 253V254H22ZM29 253V254H28ZM209 253V254H208ZM228 255H230V256H227L226 257V255L227 254ZM249 253H251L250 254V256H249ZM254 253V254H253ZM258 253V254H257ZM213 254V255H212ZM221 254V255H220ZM54 255V254H53ZM256 255V256H255ZM260 255V256H259ZM222 256V257H221ZM236 256H241L240 258H235ZM248 256L250 257V258H248ZM51 257H53V256H51ZM225 257V258H224ZM244 257V258H243ZM219 258V259H218ZM230 258H232V259H230ZM260 258V259H259ZM223 259H225V260H223ZM226 259H227V261H226ZM236 259V260H235ZM262 259V260H261ZM98 260V261H97ZM221 260H223V261H221ZM229 260H231V261H229ZM233 260V261H232ZM225 261V262H224ZM236 261V262H235ZM263 261V262H262ZM218 262V263H217ZM23 264V263H22ZM68 264H75V261H72V260H70V262L68 263Z\"/></svg>",
	"mask_w": 264,
	"mask_h": 264
},
{
	"label": "bare ground",
	"instance_id": "6f19581e",
	"mask_svg": "<svg viewBox=\"0 0 264 264\" xmlns=\"http://www.w3.org/2000/svg\"><path fill=\"white\" fill-rule=\"evenodd\" d=\"M27 0H14V2H13V4L11 5V8H12V10H15V9H17L18 7H20L21 5L23 6V5H25ZM28 1H31V0H28ZM35 1V0H34ZM55 0H42V4H46V5H53V4H51V3H53ZM73 1V3H71V4H74L75 5V8L79 11V13H81L82 15H87V17L88 18H84V20H82V22H80V23H78V24H76V23H72L71 22V20H70V22H69V18H67L68 19V21L64 18V17H62L61 15H59L58 17H56V13L55 14H53V11H52V14L55 16L54 18H49V16H48V20H47V26H45L44 28H46V27H48V26H50V27H52V28H55V32H56V34H54L52 37H50V39H48L47 37H45V38H47V40H49L50 42H46V44L47 45H49V47H51L52 49H51V51L49 52V54H48V56L47 57H44L43 59H40V58H36V56H35V58L34 59H29L28 57H26V59H22V60H17V59H15L14 60V58L12 59V60H10V61H8V63H6V62H2L1 61V59H0V120H1V118H5V117H7V113L9 112V114H10V110L11 109H14V111H16L15 113H18L17 115H15V117H12L11 119V121H10V126H13L14 128H18V127H22L23 125H24V123L25 122H27L28 121V119H25V115H30V116H33V114H34V112L35 111H33V109L31 110V106L30 105H28V103H21V104H18V105H15V102H14V97L16 98L18 95H22L23 93L25 94V93H27V94H32V96H34L35 97V95H33V94H37L36 95V97H40V98H48V97H53V98H57V100L59 99H61L60 97L62 96V92H63V90L65 89V80L63 79V77H64V75H66V72H65V74H63V73H61L62 74V76H60V77H58V76H55V77H57V78H55V77H52L53 78V80L51 79L50 81H49V83L47 82L46 83V87H44V89H40V91L41 92H36L35 90L36 89H34V82H35V80L37 79H41V76H40V74L41 73H39V68H37L38 67V65H41V66H44L46 69H48L47 70V72H48V74H49V72H50V68H48L49 66L50 67H52L51 66V64H53V63H55L56 61L58 62V60H60V59H62V62H63V59L65 58V60H67L66 58H68V60H70V58L71 57H73V59H74V61L72 60V64H71V73H69L70 71H68L67 73L68 74H71L70 76H74V78H76V75L77 74H79V75H77V76H80L81 78H82V83H77V84H79L80 85V88H76V91L77 90H79V95H77V99L76 100H74V101H72V102H62L60 105V110H59V112H58V110H57V112H54V114H51V113H49V110H48V112L47 111H45V110H43L44 112H45V114H44V112H42V111H40L39 113H41L42 115H37L36 117V119H35V121H34V123L30 126L29 125V129L28 130H30V132L26 135V138H24V136L23 137H21V139L19 138V139H16V140H13V142H12V144L9 146V147H7V148H0V162L2 161V160H4L3 159V155H5L4 153H7L8 152V154L9 153H12L13 154V156H16V158H18V156L19 157H22V159L21 160H23L24 162H22L21 160V164H18V163H12V164H8V165H6V166H2V164H4L3 162L2 163H0V178H2L1 177V175L2 174H5L6 176H11L10 175V173H12V176H13V173L15 172V171H17V172H19V169L20 168H18V165H19V167H21V166H23V163H26V164H24V169L22 168V171L21 172H19V173H21L19 176H22L23 178H22V181L24 180H26L27 181V177H26V175L27 174H31V172H32V170H34L35 168H37V166H39L41 163H42V161L44 160V159H57L56 157H59L60 159L63 157L64 159L66 158V156H70V160L68 161L69 163H67L68 164V171H73V169L74 168H76L77 169V167L78 166H80V164L82 163V162H84V161H86V159L90 156V154H91V151L94 149V147L95 146H97L99 143H100V141L103 139V138H105L106 137V135L109 133V131L108 130H110V128H111V126H114V124L117 122V120H118V118L117 117H115V116H112V117H102V119L100 120V121H98V122H96V121H94L93 119H91L90 117H91V114L93 113L94 114V111H97L98 110V108H99V106H101V104L104 102V103H106L105 101H107V103H108V100H110L111 98L110 97H112L113 99L112 100H116V96H114V95H116L115 93H117V94H119V93H122V95L120 94V99H119V106H123V105H125V100H126V98L127 97H129L128 95H129V92L133 89V88H135L139 83H140V81H141V79L144 77V75L150 70V69H154V68H156V66H158L161 62H162V60L167 56V54H170V52H172L171 50L173 49V45H174V42H173V40L175 39V38H177L180 34H182V33H185V32H187L188 31V29H189V22H190V20L197 14V12H199V8L201 7V6H204V4L203 3H206L207 2V0H130L131 1V4H129L128 6L126 5V6H124V7H121V8H119V9H117V10H109V9H105V8H103L102 6H101V4H99L96 0H72ZM120 1V0H119ZM118 1V2H119ZM122 1H124V0H122ZM121 1V2H122ZM217 1V0H216ZM69 2V1H68ZM71 2V1H70ZM207 4V3H206ZM212 5V4H211ZM1 7V6H0ZM10 9V8H9ZM46 9V8H45ZM66 9V8H65ZM202 9V8H201ZM200 9V10H201ZM11 10V9H10ZM53 10V9H52ZM0 11L3 13V11H2V8H0ZM7 11V10H6ZM16 11V10H15ZM66 11V10H65ZM8 12V11H7ZM75 12V11H74ZM264 13V0H220V2H214V4L209 8V10H208V14L207 13H205V15H204V17L202 18V20L200 19V21L198 22V25H196L194 28H192V33H190V35H189V37H188V40H187V42L185 43V44H187V46H186V48H185V46H184V48H182V50L181 51H179V54H175V55H173L171 58H170V60L167 62V64H166V66H165V68L162 70V72L160 73V75L157 77L158 79H157V81H155L154 83H155V85L153 86V87H151V90H148V92H146L147 94H151L152 95V100L150 101V102H148L147 103V101L146 102H140V103H138L136 106L134 105L133 107V111H134V114H135V116L134 115H131V117H129V118H126V119H123V121L121 122V123H119L120 125H118L110 134H108L109 136H108V138H106L107 139V141L102 145V147L99 149V151L91 158V165H90V167L85 171V172H83V174H82V176H81V178H79V180H78V183L77 184H75V185H73V187H72V189L74 190L73 192H74V194L76 193V194H78V196L79 195H81V198H82V196L85 198L86 196V198L88 199V197H89V199H90V203H92V204H95V205H97V206H100V208H101V210H102V207L103 206H105L106 205V203H105V200H108L110 197H108V196H110L109 194H111L110 192H115V191H118L119 193L120 192H123L124 190L122 189V188H124V189H126L125 187H123V186H125V184H120V179H119V175L121 174L120 172H121V170H117L118 169V161H119V159H121V157H123V156H128L129 158H131L133 161H135L136 160V162H137V160L138 161H140L139 160V156H141L142 154H144V155H146L145 157H147V159H144V160H146V162H142L141 161V164L142 163H145V164H140L139 162H138V165L140 164L141 165V167H140V165L138 166V165H136V166H138L137 168L138 169H136L134 166L132 167V169H131V173H132V171H133V173H134V171H136V170H138L139 171V174H143V173H145L144 172V169H151L152 168V166H153V162H154V154H155V152H154V149L155 148H157V147H160L161 146V144H165L166 142H161V139H163V138H161L162 136H160L161 134V132H162V134L163 133H167V132H170V131H172V129H170V130H168V131H165V128H163V127H166L167 128V124L169 123V121L171 120H169L168 118L169 117H167L166 115V112L168 111V112H172L173 110H170L171 108H172V99H174V97L173 96H175V97H178V96H176L175 94H178V92H182V94H181V96L182 97H184V99H186L185 101L187 102V104H188V101H189V99H187L188 97H186L185 96V94H189V95H191V93H195L196 94V96H200V99L201 100H206V97L208 96V94L210 93V92H216V91H213V89H210L209 87V82L211 83L212 82V76L213 77H215V78H218L219 76H222V79L221 80H223V77H225V75L223 76V73H221L224 69L223 68H220V69H223V70H219L218 68H216L217 66V63H219L220 64V60H225L227 57H228V53H226L225 51H224V49H223V52H225L226 54H225V56H227V57H225V56H223V55H221V54H219L217 51H214L215 49V47L217 46H215V47H213V50L210 52V51H205V49H203L202 48V50H200L199 51V49L197 50L198 52H190L189 50H188V47H190L189 45H191V43H196L197 41H200V42H198L201 46H203V45H208V46H210L209 44H210V37L212 36V35H210V33L214 30L215 31V22H217L220 18L221 19H225V18H233V19H235V18H238L240 21L242 20V23H243V21H244V23L243 24H248V26H249V24H251V29L254 31V34L252 33L251 35H252V37L251 38H253V36H254V40L258 43V41H260L262 44H264V21L262 20V18H260V16L262 15ZM33 14V13H32ZM51 15V14H50ZM7 16V15H6ZM47 16V15H46ZM52 16V15H51ZM71 17V16H70ZM222 17H225V18H222ZM235 17V18H234ZM262 17H264V16H262ZM25 17H22V19L21 20H23ZM35 18V17H34ZM26 20H24V21H27V17L25 18ZM80 19H81V17H80ZM218 19V20H217ZM220 19V20H221ZM2 20V19H1ZM19 20V19H18ZM21 20H19V21H21ZM215 20H217V21H215ZM227 20V19H226ZM74 21V20H73ZM81 21V20H80ZM75 22V21H74ZM26 23V22H25ZM214 25H213V24ZM27 24V23H26ZM30 24V23H29ZM44 24V23H43ZM42 26V25H41ZM49 28V27H48ZM16 29V28H15ZM246 29H249V27H247ZM18 31V30H17ZM132 32L133 33V35L134 36H132L131 37V40H129V41H123V39H122V37H121V35L124 33V32ZM46 32V31H45ZM44 32V33H45ZM27 33V32H26ZM50 33V32H49ZM53 32H51L50 34H52ZM29 34V33H28ZM27 34V35H28ZM50 34H48L49 36H50ZM128 34V33H127ZM63 35H66V37L67 36H71L70 37V39H69V41H68V43L67 44H65V47H61L62 49H63V51L62 50H60L59 48L57 49V46H61L60 44H62V43H58V45L56 44L57 43V41L59 40V39H62V38H64V37H62ZM129 35V34H128ZM210 35V36H209ZM209 36V37H208ZM29 37V36H28ZM61 37V38H60ZM33 38V37H32ZM72 38V39H71ZM210 38V39H209ZM40 39V38H39ZM44 39V38H43ZM42 39V40H43ZM129 39V38H128ZM10 40V39H9ZM23 40V39H22ZM46 40V39H45ZM248 40V39H247ZM251 41V40H250ZM255 41H251V42H255ZM1 42V41H0ZM33 41H31V43H32ZM44 42V41H43ZM212 42V41H211ZM248 43H250L249 41H247ZM247 42H243V43H246L247 44ZM45 43V42H44ZM261 43H260V45H261ZM40 44V43H39ZM114 44H120L122 47L121 48H123V51L121 50V53L119 52L118 53V51H117V53L118 54H116V52H115V50L113 51L112 49H111V46L112 45H114ZM212 44H213V42H212ZM211 44V45H212ZM30 45H32V44H30ZM41 45V44H40ZM45 44H43V46H44ZM254 44H252V43H250V46H252V47H255V49H257L256 48V45L255 46H253ZM259 45V47H260V49H261V46ZM2 46V45H1ZM25 46H26V44H25ZM42 46V45H41ZM200 46V47H201ZM214 46V45H213ZM243 47L245 46V48H248V47H246L247 45H245V44H243L242 45ZM249 46V45H248ZM5 47V46H4ZM9 47V46H8ZM210 47H212V46H210ZM242 47V48H243ZM251 47V49L253 50V51H255L253 48ZM2 48V47H1ZM31 48H32V46H31ZM218 50H219V48L218 47H216ZM235 48H237V47H235ZM9 49V48H8ZM7 49V50H8ZM55 49V50H54ZM197 48H195V50H196ZM221 49H222V46H221ZM221 49H220V51H221ZM249 49V48H248ZM3 50V49H2ZM57 50H60V51H57ZM194 50V51H195ZM204 50V51H203ZM234 50V49H233ZM233 50H232V48H231V54H233L232 52H233ZM238 50V49H237ZM246 50V49H245ZM245 50H243L244 52H246ZM6 51V50H5ZM62 51V55L60 56V54L58 53V52H61ZM241 51V50H240ZM239 50H238V52H240ZM4 52V51H3ZM11 52H12V50H11ZM10 52V53H11ZM36 52H37V50H36ZM238 52L235 50V56L238 54ZM133 53H138V54H140L139 56H140V63H139V65H137V66H132V67H128L126 70H123V68H122V71H123V73H122V75H121V72H119L120 73V77L122 78V76H123V74L125 75V72L127 71V72H129L128 74H130V73H132V76H133V79L131 80V82H129V83H120V82H118V83H116L115 81L113 82L112 80H111V78H113V76H111V77H108V79H109V81L107 82V84H106V82H105V84L106 85H101L100 86V83H98L99 85H97V83H92L91 81H90V74L93 72V69L94 68H96L97 66H99V65H101V64H103V62H107V63H109L108 61H110L111 59H116V60H122L123 62L124 61H126V59H129L130 58V56L133 54ZM247 53V52H246ZM249 53V52H248ZM3 54V53H2ZM118 55V56H117ZM234 55V54H233ZM249 56H247V55H240V56H238L239 58L238 59H240L241 61H244V63H246L247 62V60H250L251 61V59H253V58H250V54H248ZM71 56V57H70ZM234 56V57H235ZM255 57V59L256 60H258V59H260L259 61H261V58H263L264 56H261V58H260V54H255L254 55ZM3 57H5V56H3ZM31 57V56H30ZM168 57V56H167ZM225 57V59H223ZM233 57V58H234ZM237 57V56H236ZM12 58V57H11ZM46 59V60H45ZM131 59V58H130ZM231 59H232V57H231ZM237 59V58H236ZM238 59H237V61L236 62H238ZM7 59L6 58H4V61H6ZM8 60H9V58H8ZM36 60H37V62H36ZM138 60V59H137ZM255 60V65L257 64V62L258 61H256ZM262 60H264V58L262 59ZM113 61L114 60H112V63H113ZM119 61V62H120ZM246 61V62H245ZM254 61V60H253ZM49 62V64H47V63ZM235 62V63H236ZM262 62V61H261ZM51 63V64H50ZM114 63H117V61H114ZM242 63V62H241ZM240 63V65L239 66H241L242 64ZM243 63V64H244ZM248 63L249 62H247L246 64L248 65ZM56 64V63H55ZM63 64V63H62ZM110 64H111V62H110ZM109 64V65H110ZM127 64V63H126ZM246 64H244V65H246ZM250 64V63H249ZM251 64H252V61H251ZM259 64V63H258ZM257 64V66L259 67V65ZM46 65V66H45ZM134 65V64H133ZM187 65H189V67H188V69H187ZM246 65V66H247ZM262 66H263V64H261ZM63 66V65H62ZM65 66V65H64ZM251 66V65H250ZM44 67H42V68H44ZM57 67V66H56ZM198 67H203V69H205L206 71H208V78H207V81H205V82H202V81H198V80H195V76H193V72H195V68H198ZM218 67H219V65H218ZM252 68H253V66H251ZM251 67H249V65H248V67H242L243 69V71L245 72V75H246V72L248 71V69L247 68H250L249 70L251 71L252 70V68ZM257 67V68H258ZM41 68V67H40ZM41 68V69H42ZM118 68V67H117ZM257 68H255V69H257ZM264 68V67H263ZM53 69V68H52ZM101 69V68H100ZM119 69V68H118ZM121 69V68H120ZM159 69V68H158ZM203 69H201L200 71H202ZM245 69V70H244ZM254 69V68H253ZM255 69H254V71H255ZM29 70H34L36 73L38 72V74H36L35 76H31L30 75V77L29 76H27L28 74L26 73L27 71H29ZM43 70V69H42ZM240 70V69H239ZM239 70L237 71V73L239 72ZM263 70V69H262ZM52 71V70H51ZM92 71V72H91ZM95 71V70H94ZM113 71V70H112ZM115 71V70H114ZM197 71H199V70H197ZM196 71V72H197ZM204 71V70H203ZM202 71V72H203ZM228 71V70H227ZM230 71H232V74H233V71L234 70H230ZM230 71H228V74L226 73V75H229V74H231V73H229ZM242 71V72H243ZM43 72V71H42ZM46 72V71H45ZM46 72V73H47ZM225 72H226V70H225ZM240 72H241V70H240ZM45 73V74H46ZM52 73H53V71H52ZM110 73V72H109ZM247 73H251V72H247ZM253 73V72H252ZM258 73V72H257ZM51 74V73H50ZM54 74V73H53ZM68 74H67V76H68ZM82 74V75H81ZM95 74V73H94ZM113 74V73H112ZM127 73H126V75H128ZM195 74H197V73H195ZM202 74V73H201ZM232 74H231V76H232ZM240 74H242V73H240ZM55 75V74H54ZM59 75V74H58ZM111 75V74H110ZM114 75H115V73H114ZM235 75H236V73H235ZM244 74L242 75V77H244L245 76ZM250 75V74H249ZM249 75L248 76H245V77H248L249 78ZM252 76V78H253V74H251ZM260 75V74H259ZM50 76V75H49ZM205 76H207V75H205ZM238 76H239V73H238ZM238 76L236 75L235 76V78H238ZM69 77V76H68ZM67 77V78H68ZM123 77H125V76H123ZM233 77V76H232ZM231 77V78H232ZM66 78V77H65ZM70 78V77H69ZM68 78V79H69ZM79 78V77H78ZM116 78H118L117 76L116 77H114V79H116ZM130 78V77H129ZM128 78V79H129ZM132 78V77H131ZM248 78H246V80H247V85L251 82H249V80H248ZM262 78V77H261ZM225 79V78H224ZM226 79H227V77H226ZM240 79V78H239ZM244 80H245V78H243ZM37 80H36V82H37ZM72 80V79H71ZM93 80V79H92ZM122 80V79H121ZM148 80V79H147ZM146 80V81H147ZM205 80V79H204ZM220 80V79H219ZM242 80V79H241ZM258 80V79H257ZM73 81V80H72ZM75 81V80H74ZM74 81L73 82H69V81H66L67 82V84H69V85H72V84H74ZM110 81H112V82H110ZM198 81V82H197ZM214 81H217V80H214ZM225 81V80H224ZM259 81V80H258ZM69 82V83H68ZM81 82V81H80ZM103 82L104 81H102L101 82V84H103ZM229 82V81H228ZM226 83V82H225ZM230 83V82H229ZM238 83H243L244 84V81H241V82H237V84ZM76 84V83H75ZM82 84V85H81ZM95 84V85H94ZM224 84V83H223ZM228 83H226V85H227ZM243 84H238V86H242ZM255 84V83H254ZM79 85H78V87H79ZM211 85H212V83H211ZM246 85V84H245ZM82 86V87H81ZM207 86H209L207 89V91H206V89H205V87H207ZM220 86V85H219ZM224 86H225V84H224ZM227 86H229V85H227ZM249 86V85H248ZM259 87L260 85H257V83H256V85H255V87ZM175 87H177V91L176 90H174V88ZM178 87H179V89H178ZM216 87V86H215ZM257 87V88H258ZM180 88H181V90H180ZM212 88V87H211ZM230 88V87H229ZM243 88V87H242ZM250 89H251V87H249ZM256 88V89H257ZM67 89V88H66ZM72 89V88H71ZM218 89V88H217ZM246 89H248V88H246ZM260 89V88H259ZM179 90V91H178ZM225 90H228V92H229V89L227 88L226 89V87H225ZM230 90H232V88H230ZM249 90V89H248ZM233 91H236V89L234 90L233 89ZM233 91H231V92H233ZM238 91V90H237ZM236 91V92H237ZM242 92V90H239V92ZM258 91V90H257ZM263 91V90H262ZM198 92H202V93H204V94H197ZM206 92H209L208 94H206L207 96H205V93ZM220 92V91H219ZM221 92H224L223 90H221ZM235 92V96H236V94L237 93H239V92H237L236 93ZM131 93V92H130ZM234 93V92H233ZM233 93H231V94H233ZM75 94V93H74ZM184 94V95H183ZM242 94V93H241ZM20 95V96H21ZM210 95H214L215 96V94H210ZM218 95V94H217ZM216 95V96H217ZM223 95H225V94H223ZM228 95V94H227ZM230 95V94H229ZM228 95V96H229ZM246 95H247V93H246ZM150 96V95H149ZM188 96V95H187ZM195 96V97H196ZM203 98H202V97ZM211 96V97H212ZM218 96H220L221 97V95H218ZM217 96V98H219ZM241 96V95H240ZM30 97V96H29ZM75 97H76V94H75ZM145 97V96H144ZM180 97V96H179ZM178 97V98H179ZM193 100H195V102L196 101H198V102H200L198 99L196 100V98L194 97V95L192 94L191 96H190ZM189 97V98H190ZM210 97V98H211ZM230 97V96H229ZM229 97H227V98H229ZM263 97V96H262ZM18 98V97H17ZM39 98V99H40ZM150 98V97H149ZM224 99H225V97H223ZM232 97H230L229 98V101H230V99H231ZM48 99H50V98H48ZM213 99V98H212ZM220 99H222V97L220 98ZM220 99H217L216 101H218L219 103H223V101L224 100H220ZM235 99V101H236V98H234ZM239 99V98H238ZM261 99V98H260ZM176 100V99H175ZM188 100V101H187ZM202 101V102H205L207 105L209 104L208 102H206V101ZM228 100V99H227ZM68 101V100H67ZM121 101V102H120ZM128 101V100H127ZM192 101V100H191ZM212 101V100H211ZM233 102V101H232ZM191 103V102H190ZM190 103H189V105H190ZM201 103V102H200ZM205 103H201L200 105H204ZM221 103V104H222ZM227 104H228V102H226ZM179 104V103H178ZM192 104H195V103H192ZM205 104V105H206ZM214 104V105H213ZM211 106L214 108V107H217V105L215 106V103H213ZM241 104V103H240ZM107 105V104H106ZM225 106V103H223L221 106H220V108H222V106ZM234 105V104H233ZM116 106V105H115ZM181 106V105H180ZM191 106V105H190ZM193 106H195V105H193ZM202 106H196V110L197 109H199L200 110V108L202 107ZM209 106V105H208ZM210 106V107H211ZM229 106V105H228ZM239 106V105H238ZM102 107V106H101ZM124 107V106H123ZM175 107H176V105H175ZM184 107V106H183ZM182 107V108H183ZM199 107V108H198ZM207 106H205V108H206ZM210 107H208V109H207V112L210 114L211 113V115L213 114V110H211V108ZM179 108V107H178ZM225 108H227V106L225 107ZM179 109H181V108H179ZM204 109V108H203ZM202 109V110H203ZM25 110V111H24ZM28 110V111H27ZM170 110V111H169ZM187 110V109H186ZM185 110V111H186ZM199 110L197 111V113H195V114H198V112H199ZM201 110V111H202ZM208 110H210L211 112H209ZM218 110V111H217ZM217 110H215L217 113L220 111V109H218L217 108ZM223 110H224V107H223ZM222 110V112H224ZM227 110V109H226ZM26 111H27V114H24V113H26ZM118 111V110H117ZM175 111V110H174ZM177 111H178V109H177ZM181 111H182V115H183V111H184V109L182 110L181 109ZM180 111V112H181ZM184 111V112H185ZM190 113H192L191 111H193V110H191L190 111V109L188 110ZM230 111H232V110H230ZM193 112H195V111H193ZM203 112V111H202ZM175 113V112H174ZM176 113H179V111L178 112H176ZM175 113V114H176ZM188 112L186 111V114L184 113V118L186 117V115H188L187 114ZM225 113V112H224ZM36 114V113H35ZM38 114V113H37ZM133 114V113H132ZM165 114V115H164ZM193 114V113H192ZM215 114V113H214ZM230 114V113H229ZM101 115V114H100ZM178 115V114H177ZM181 115V114H180ZM218 115H219V113H218ZM121 116V115H120ZM169 116V115H168ZM176 116V115H175ZM199 116V115H198ZM60 117H65V119L68 121H64L66 124H70L71 126V128H74V129H71L70 127H68V126H65L66 127V129L67 128H69L68 130H66V129H64L63 128V131L64 132H59L58 131V129H57V122H58V118H60ZM128 117V116H127ZM172 117V116H171ZM170 117V118H171ZM178 117V116H177ZM188 117V116H187ZM212 117V116H211ZM30 118V117H29ZM173 118V117H172ZM180 118V117H179ZM181 118H183V116L181 117ZM194 118V117H193ZM219 118V117H218ZM34 119V118H33ZM190 118H187V119H185L186 120V123L189 125V123H190V120H189ZM216 119V118H215ZM27 120V121H26ZM180 120V119H179ZM188 120V121H187ZM25 121V122H24ZM172 121V120H171ZM181 121V120H180ZM180 121H179V123H180ZM183 121V120H182ZM197 121V120H196ZM201 121V123L200 124H202V121L203 120H200ZM199 121V122H200ZM8 122V121H7ZM174 122H178V120L177 121H175L174 120ZM189 122V123H188ZM198 121H197V123H199ZM172 123V122H171ZM194 122H192V124H193ZM197 123H195V124H197ZM1 124H2V122H1ZM26 124V123H25ZM184 124V123H183ZM194 124V125H195ZM199 124V125H200ZM158 126L159 128H163L164 129V131L162 130V128H161V131H159V129L156 127L155 128V126ZM167 125V126H166ZM4 126V125H3ZM73 126V127H72ZM192 126V125H191ZM5 127V126H4ZM3 127V128H4ZM24 127V126H23ZM1 128V127H0ZM9 128V127H8ZM8 128H6V130L8 129ZM128 128H133L134 130H136L137 132H138V134H131V132H130V134L132 135V136H130V135H126V133H125V131L128 129ZM170 128V127H169ZM177 128V127H176ZM182 128V127H181ZM183 128H186V127H183ZM2 129V128H1ZM16 130V129H15ZM132 130V129H131ZM182 130H184V129H182ZM1 131V130H0ZM186 131V130H185ZM129 132V131H128ZM12 133H14V132H12ZM182 133V132H181ZM168 134H170V133H168ZM177 134H179L178 133V131H177ZM166 135V134H165ZM174 135V134H173ZM180 135V134H179ZM247 135V134H246ZM246 135H244L245 137H246ZM22 136V135H21ZM128 136V137H127ZM243 136V135H242ZM243 136V139H242V144L243 143H249V141H251V140H249L250 138H252L251 137V135H250V138H249V136H247L249 139H247V137L245 138ZM168 137V136H167ZM171 137V136H170ZM176 137V136H175ZM224 137V136H223ZM229 137V136H228ZM231 137V136H230ZM161 138V139H160ZM166 138V137H165ZM164 138V139H165ZM172 138H174V136H172L171 137V140H172ZM247 140V142H244V140L245 139ZM13 139V138H12ZM163 139V140H164ZM167 139H169V137L167 138ZM179 139V138H178ZM228 139V138H227ZM230 139V138H229ZM228 139V140H229ZM253 139V138H252ZM166 140V139H165ZM171 140H170V142H171ZM216 140H218V139H216ZM249 140V141H248ZM257 140H259V139H256V141ZM180 141H182V139L180 140ZM161 142V143H160ZM169 142V145L168 146H170L171 144H173L174 145V143H176V140H175V142L174 141H172L171 143ZM221 142V141H220ZM220 142L218 143L219 144V146H220ZM228 142V141H227ZM232 143V142H231ZM254 143V142H253ZM1 144V143H0ZM167 144H168V142L165 144V146H167ZM185 144V143H184ZM191 144V143H190ZM192 144H194V143H192ZM191 144V145H192ZM196 144V143H195ZM209 144V143H208ZM224 144H225V142H224ZM229 144V143H228ZM239 144V145H236V146H233V144H231V146H228L227 144V146L225 145L224 146V148L223 147H221L222 149H219V146H217L218 147V149L219 150H217V149H215V151L213 150L212 151V153H214V154H212L211 153V156H212V158H213V162H220V160H219V157L220 158H222V159H224V158H229V157H233L234 159H235V157L237 158V159H235V160H237L236 162V165L235 164H233V165H235L237 168V170L239 171V167H238V163H240L241 164V168H242V166H243V164L244 163H246V161L247 160H249V158H248V156L250 155L249 153H251V147H249V145L247 144ZM262 144V143H261ZM215 145V144H214ZM2 146V145H1ZM83 148H82V147ZM172 146V145H171ZM184 146H186V145H184ZM196 145H194V147H195ZM186 147H188V145L186 146ZM226 147V148H225ZM78 148V150H76ZM79 148H82V149H80L79 150ZM178 148H179V146H178ZM182 148H184L183 146H182ZM190 148H192V150L190 149V151H191V153H193V151H194V156L196 155V153L195 152H197V156L199 157V159H200V156H202V158H203V155H205V150H203V149H201L200 151H203L202 153H200V151L198 150H195V149H199V148H196L195 147V149L193 148V146L192 147H190ZM174 149V148H173ZM194 149V150H193ZM207 149H208V146H207ZM76 150V151H75ZM156 150H158V149H156ZM183 150V149H182ZM253 150V149H252ZM21 151H22V153H21ZM163 151V150H162ZM178 151V150H177ZM179 151H180V148H179ZM184 151V150H183ZM188 151H189V149H188ZM189 151V152H190ZM210 151V150H209ZM253 151H255V150H253ZM182 152V151H181ZM259 152V151H258ZM21 153V155H19ZM154 153V154H153ZM159 153H161V156L163 157L164 156V151H163V153L159 150L158 151V154H157V156L158 155H160ZM167 153H169V152H166V155H168ZM182 153H186V151L185 152H182ZM252 153H254V155H255V157H256V154H255V152H252ZM251 153V154H252ZM141 154V155H140ZM155 154V155H156ZM163 154V155H162ZM144 155H143V157H144ZM172 155V154H171ZM177 155H179V154H177ZM181 155V154H180ZM209 155H210V153H209ZM209 155L206 157V159L207 158H209ZM218 156V160L216 159L215 161H214V159H215V157L214 156ZM253 155V156H254ZM65 156V157H64ZM154 156V157H153ZM156 156V157H157ZM188 156V155H187ZM191 156H192V154H191ZM190 155H189V157H187V158H192ZM197 156H195V158L197 157ZM252 155L251 156H249L251 159V162H253V157ZM8 157V156H7ZM142 157V158H143ZM144 157V158H145ZM160 158L161 160L164 158ZM172 157V156H171ZM254 157V158H255ZM2 158V159H1ZM12 158V157H11ZM158 158V157H157ZM178 158H180V156L178 157ZM184 158V157H183ZM182 158V159H183ZM194 158V157H193ZM193 158H192V160H193ZM217 158V157H216ZM69 159V158H68ZM68 159H66V160H68ZM167 159L169 160V161H167ZM172 159V160H171ZM171 159H169V157L167 158V156H166V160H165V158L162 160V162L164 161L165 162V164H166V161L168 162V163H170L173 167H175V166H177V165H179L180 163H178V162H176V161H174V159H173V157L171 158ZM185 159V158H184ZM210 159V158H209ZM232 159V158H231ZM230 158H229V161L231 160ZM62 160V159H61ZM159 160V159H158ZM157 160V161H158ZM161 160H160V163H162L161 162ZM170 160L172 161V162H175V163H171L170 162ZM186 160V159H185ZM185 160H181V161H179V162H181V165L180 166H178V168H175V169H177L178 170V172H179V170H181V169H183V171H181V172H185L184 173V176L186 177V175L185 174H187L188 173V171H186L185 169H184V167L182 168V164H185ZM205 162H204V161ZM208 160V159H207ZM207 160H205V158L204 159H202V162H204V163H206L207 162ZM227 160V159H226ZM233 160V159H232ZM5 161V160H4ZM13 161H16L15 160V158H14V160ZM54 161V160H53ZM89 161V162H90ZM157 161H155V162H157ZM186 161H189L188 159L186 160ZM195 161H199L198 160V158L195 160ZM195 161H193V162H195ZM208 161H210V160H208ZM222 161V160H221ZM255 161V164H253V165H256V160H254ZM44 162V161H43ZM163 162V163H164ZM190 162H191V160H190ZM200 163H201V161H199ZM212 162V163H213ZM225 162V161H224ZM248 162H250V161H247V163ZM52 163V162H51ZM56 163V162H55ZM135 163V162H134ZM177 163V165H175ZM203 163V164H204ZM228 163V162H227ZM46 164V163H45ZM61 164V163H60ZM198 165H199V163H197ZM215 164V163H214ZM231 164V163H230ZM229 164V165H230ZM239 164V165H240ZM50 165H52V164H50ZM122 165V164H121ZM131 165V164H130ZM133 165V164H132ZM155 165H158V164H155ZM160 165V164H159ZM158 165V166H159ZM168 165L169 164H166V167H168ZM216 165V164H215ZM215 165H214V167H215ZM217 165H219V164H217ZM229 165H228V168H229ZM247 165V164H246ZM253 165H250L251 166V168H250V166L248 165V170L247 171H250L251 172V170H254L255 169V166H253ZM53 166V165H52ZM60 166V165H59ZM157 166V167H158ZM164 166V171L162 172V173H164L165 171H166V167H165V165L163 164L162 166L160 165L159 166V169H160V167H163ZM194 166V168L196 167V165H193ZM201 167L203 166V165H200ZM209 166H210V164H209ZM224 166H226V164H224ZM234 166V167H235ZM257 166H259L258 164H257ZM45 167V166H44ZM50 167V166H49ZM122 167V166H121ZM171 167V166H170ZM173 167H171V169H172V172L173 171H175V176H176V171L177 170H173ZM181 169H180V168ZM186 167V166H185ZM210 167H212V166H210ZM213 167V168H214ZM217 167V170H218V166H216ZM215 167V168H216ZM244 168H245V166H243ZM252 167H254V168H252ZM40 168V167H39ZM52 168V167H51ZM56 168V167H55ZM135 168V169H134ZM154 168V167H153ZM194 168H193V170H194ZM197 168V167H196ZM205 168V166L202 168V169H204ZM207 168V167H206ZM209 168V167H208ZM212 168V169H213ZM214 168V169H215ZM223 168V167H222ZM227 168V166L225 167V169H228ZM244 168H242V171H245L246 170V168H245V170H243ZM43 169V168H42ZM86 169V168H85ZM119 169H120V166H119ZM129 169V168H128ZM128 169H126V173H125V171H124V168H123V170L122 171H124V173L125 174H130V172L128 171L127 172V170ZM154 169H156V167L154 168ZM153 169V171H152V174H154V176L156 175L157 176V174L159 175V174H161V178L163 179V180H165V177H163L164 175L161 173V172H159V173H157L158 171H160L159 169H158V171H155ZM199 170H201V168H198ZM250 169V170H249ZM262 169V168H261ZM21 170V169H20ZM57 170V169H56ZM148 170H145V171H147V172H149V173H147V175H148V180H149V176H151V179L149 180L150 181V184H151V181H152V174L150 175V171H148ZM157 170V169H156ZM163 170V169H162ZM168 170V169H167ZM185 170V171H184ZM189 170H190V168H189ZM192 170V171H193ZM196 170L197 169H195V171L194 172H192L191 170V174L190 175H192V174H194V176H198V174H197V172H196ZM216 170V171H217ZM222 170V169H221ZM260 170V169H259ZM263 170V169H262ZM64 171V170H63ZM137 171V172H138ZM155 171V172H154ZM170 170H168V172H169ZM222 171H223V173H222ZM222 171H220L219 173L220 174H226V173H228V172H226L225 173V171H227V170H225L224 171V168H223V170ZM229 171H231V170H229ZM237 171V172H238ZM242 171L241 172H239V173H237L238 175L240 174V173H242ZM246 171V172H247ZM261 171V170H260ZM80 172V171H79ZM119 172V173H118ZM136 172V173H137ZM167 172V171H166ZM177 172V173H178ZM180 172V173H181ZM218 172V171H217ZM264 172V171H263ZM60 173H61V171H60ZM65 172H63V174H64ZM123 173V174H124ZM179 173V174H180ZM183 173H181V175L183 174ZM244 173L245 172H243L242 174H243V176L245 177V175H244ZM7 174H9V175H7ZM17 174H16V176H17ZM57 174V173H56ZM63 174H61V175H63ZM124 174V175H125ZM135 174V173H134ZM164 174H166V173H164ZM169 175H168V177L170 178V176L171 175H173V173L171 174L170 172L168 173ZM218 174V173H217ZM242 174H240L239 176H241ZM246 174V173H245ZM33 175V174H32ZM122 175V174H121ZM136 175V174H135ZM145 175V174H144ZM188 175H189V173H188ZM230 175V173L228 174V176ZM237 175V176H238ZM48 176V175H47ZM60 176V175H59ZM125 176H127V175H125ZM139 176V175H138ZM153 176V178H154V181H152L153 183H155L156 181H157V178H156V176L154 177ZM194 176H192L191 178H194ZM218 176V175H217ZM223 176V175H222ZM227 175H225V177H226ZM231 176L232 177H234V176H236V175H234L233 176V174H231ZM243 176H241V178H243ZM264 176V175H263ZM31 177V176H30ZM56 177V176H55ZM62 177V176H61ZM123 177V176H122ZM129 177H131L132 178V176L130 175ZM135 177H137V176H135ZM157 177H159V176H157ZM177 177V176H176ZM195 177V178H196ZM247 177V176H246ZM256 177V176H255ZM20 178V177H19ZM35 178V177H34ZM50 178V177H49ZM56 178H58V176L56 177ZM127 178V177H126ZM141 178H142V176H141ZM141 178H138L137 177V180L139 179V181H141L140 179ZM146 175H145V177H144V180L146 181ZM155 178H156V180H155ZM172 178V177H171ZM177 178H179V177H177ZM190 178V177H189ZM189 178H187L186 180H189ZM190 178V179H191ZM199 179H201V177H198ZM223 178H224V176H223ZM248 178V177H247ZM251 178V177H250ZM258 178V177H257ZM28 179H29V177H28ZM86 179H88V181H86ZM115 179V180H114ZM130 179V178H129ZM128 179V181H130ZM174 179H176V178H174ZM181 179H183V176H182V178ZM220 179V178H219ZM232 180L233 178H230V176H229V179L228 178H225L224 180H220V182H221V184L223 183V184H225V182L227 181V180ZM239 179V178H238ZM237 179V180H238ZM19 180V179H18ZM21 180V179H20ZM19 180V181H20ZM45 180V179H44ZM43 180V181H44ZM127 180V179H126ZM134 181H135V178L133 179ZM180 179H178V181H179ZM186 180H185V183H186V187H187V182H186ZM235 180V179H234ZM248 180H249V178H248ZM21 181V182H22ZM26 181H25V183H26ZM30 181H31V178H30ZM28 181L26 184H27V186H26V188H28L30 185H31V183L33 182V181ZM41 181V180H40ZM75 181V180H74ZM132 181V180H131ZM138 181V182H139ZM160 181V180H159ZM181 181V180H180ZM192 181V180H191ZM194 181H196V179L194 180ZM217 181V180H216ZM219 181V180H218ZM217 181V182H218ZM233 181V180H232ZM232 181H231V183H232ZM239 181H243V180H240L239 179ZM30 182V183H29ZM39 182V181H38ZM46 182V181H45ZM48 182V181H47ZM64 182V181H63ZM147 182V181H146ZM145 182V183H146ZM158 182V181H157ZM160 182H163L162 180L160 181ZM182 182V181H181ZM245 182V181H244ZM140 183H142V182H139V184ZM185 183H183V184H185ZM192 183V182H191ZM196 183V182H195ZM194 183V186L196 185ZM201 183V182H200ZM199 183V184H200ZM234 184H236V182H233ZM33 185L32 186H34V182L32 183ZM45 184H47L48 186H46L45 187V189L44 188H41V190L39 191V196H38V199H36V202L35 201H32L31 199H29V200H31L30 202L28 201V199H27V201L25 202V203H23L22 201H19V202H22L21 204H23V205H28L29 207H32V210H34L31 214H28V215H22V213L21 214H19L20 212L19 211H16L17 209L16 208H18V210H19V207L21 208V204L19 205V203L17 202V205H19V206H16L15 205V203H14V207L13 208H6L7 206L9 207L10 205H7L6 207L4 206H2L3 204H2V201L0 202L2 205H0V206H2V208H6V209H2L3 211H4V213H7V211H8V213H11L12 215H14V212L16 211V212H18V217H16V214L14 215L15 216V218H19L20 216V220L17 222L16 220H14L13 218H12V216H11V219L13 220V222L15 223V225H16V227L18 226V229H20V227L22 228L21 230H18V231H22L23 229H31V226H33V224H31L33 221H35L36 222V220H37V222H38V220L40 219V218H43V217H45V215L47 214V211H48V209L50 210V207H51V203H52V201H53V195H55L54 194V192L62 185V180L60 179V178H58V179H54L53 178V180L52 181H49V183H45ZM212 184H214V183H212ZM211 184V185H212ZM233 184V187L235 186ZM240 184V183H239ZM238 184V182H237V185H239ZM36 185H40V184H36ZM128 185V184H127ZM126 185V186H127ZM189 185H191L190 184V182H189V184H188V186ZM202 185V184H201ZM217 185H218V188H219V183H217ZM243 185V184H242ZM246 185V184H245ZM67 186V185H66ZM164 186V185H163ZM185 186V185H184ZM193 186V185H192ZM197 186H198V184L196 185V190L198 189L197 188ZM230 186H232V185H230ZM19 187V186H18ZM36 187V188H35ZM35 187H33V188H35L36 190L34 191L32 188V190L30 189L29 191H33V192H36L37 191V189H38V187L37 186H35ZM137 187L138 186H136V188H134V190L135 189H137ZM155 187H157V186H155ZM154 187V188H155ZM209 187V189H211L210 188V184H208V186L206 187V188H208ZM233 187L232 188H230L229 189V192H230V190H232L233 189ZM25 188V189H26ZM144 188H145V186H144ZM191 187H189V189H190ZM200 188H203V191H204V188L205 187H201L200 186ZM199 188V189H200ZM205 188V189H206ZM215 188V187H214ZM226 187H224V188H222L221 190L220 189H218V190H216V192L214 191H212V194L214 193L215 195H219L220 194V192H222V194L225 192L223 189H225ZM229 188V186L227 187V189ZM23 189V188H22ZM161 189V188H160ZM198 189V190H199ZM240 189V187L238 188V190ZM17 190V189H16ZM39 190V189H38ZM131 190V189H130ZM130 190H129V193H131L130 192ZM140 190H142V189H140ZM190 190H192V189H190ZM198 190H197V192H198ZM207 190V189H206ZM206 190H205V192H206ZM212 190H213V188H212ZM234 190V191H233ZM232 191L235 193L236 191H235V189H233ZM237 190V189H236ZM237 190V191H238ZM195 191V190H194ZM194 191H193V193L192 194H194ZM227 191V193H228V190H226ZM12 192V190H10V192H9V190L8 191H4V190H2L1 188H0V199H4L5 197H6V199H8V195H9V193H11ZM17 192V191H16ZM20 192V191H19ZM126 192H127V190H125V193H123V194H126ZM137 191H135V193H136ZM185 192V191H184ZM201 191H199V193H200ZM232 192V193H233ZM239 192V191H238ZM240 192H241V190H240ZM239 192V193H240ZM18 193V192H17ZM32 193V192H31ZM37 193V192H36ZM195 193H196V191H195ZM199 193H198V195H199ZM208 193H209V191H208ZM208 193H202L201 194V196L203 195H205L204 197H202V198H199V197H201V196H197L196 197V194L194 195V197H196V199L198 200H205V199H207L206 201L208 202V198L209 197H211V194H210V196H209V194ZM231 193V192H230ZM230 193H229V195H230ZM12 194H13V192L11 193V196H12ZM73 194V195H74ZM116 195H117V193H115ZM122 193H121V195H123ZM132 194V193H131ZM161 194V193H160ZM188 194V193H187ZM187 194H186V197H185V199L188 197L187 196ZM189 194H191V192H189ZM207 194H208V196H207ZM213 194V195H214ZM251 194V193H250ZM68 195H69V193H68ZM113 195V193L111 194V196ZM120 195V194H119ZM119 195H117V196H119ZM120 195V197L121 198H124V195H123V197ZM212 195V196H213ZM214 195V196H215ZM221 195V194H220ZM224 196H225V194H223ZM229 195H227L228 196V198H227V196L226 197H224V196H222V200H223V197H224V199L225 198H227V200H229L230 198V196ZM233 194H231V196H232ZM236 195H238L237 193H236ZM242 195V194H241ZM72 196V195H71ZM134 196H136V195H134ZM133 196V197H134ZM171 196V195H170ZM190 197H188V198H190V199H192L191 197L193 196H191V195H189ZM213 196V197H214ZM234 197H237V196H235V195H233ZM19 197V196H18ZM68 197H70V196H68ZM75 197V196H74ZM125 197H127V199H129V201H132L133 202V204L137 207V205L139 204L138 203V201L140 202V203H142L143 201H140L139 200V198H138V194H137V197H135V199H133V197H131V195L130 196H125ZM211 197V199H212V201L211 202H213V199L216 197ZM221 197V196H220ZM220 197L218 196V198L220 199ZM260 196H258L257 198H259ZM14 198V197H13ZM32 198H34V197H32ZM76 198V197H75ZM81 198H79V199H81ZM106 198H108V199H106ZM136 198H138L137 200H136ZM158 198H159V196H158ZM188 198H187V200H188ZM239 198V197H238ZM238 198H237V201H239V200H242V199H244V198H242V199H239L238 200ZM256 198V199H257ZM77 199H78V197H77ZM125 199V198H124ZM126 199V200H127ZM162 199V197H161V195H160V200ZM170 199V198H169ZM183 199H184V197H183ZM185 199L184 200H182V202H184L185 204H188V206H186L185 204H184V206L185 207H187V208H190V206H191V209H192V207L194 206H192L191 204V202H193L194 200L192 199V201H185ZM261 198H259V200H260ZM16 200V199H15ZM82 200V199H81ZM123 200V199H122ZM159 200V201H160ZM168 200V199H167ZM216 200H217V197H216ZM215 200V202L216 203H218L217 201ZM221 200V199H220ZM226 200V199H225ZM227 200L225 201V203L227 202ZM235 200H236V198H235ZM245 200V199H244ZM158 201V200H157ZM157 201H156V203H153L154 205H157V204H159V202L157 203ZM205 201V202H206ZM243 201V200H242ZM256 201V200H255ZM8 202L10 203L11 201H9V199H8ZM71 202V201H70ZM146 202V201H145ZM154 202V201H153ZM168 202V201H167ZM171 202V201H170ZM169 202V204H171ZM188 202V203H187ZM207 202L205 203V205L207 204ZM222 202V201H221ZM220 202V203H221ZM224 202V201H223ZM232 201H229V203L231 204V205H233L232 203H231ZM236 202V201H235ZM244 202H247V201H244ZM244 202H241V203H243L244 204ZM260 202V201H259ZM89 203V202H88ZM123 203H124V201H123ZM160 203H162V204H159L160 206L162 205L163 207L164 206H167V207H164V208H166V209H169L170 207H171V205L169 206V204L168 203H166L165 201L163 202H161L160 201ZM166 203V204H165ZM191 203V204H190ZM219 203V204H220ZM228 203V202H227ZM240 203V202H239ZM247 203H249V202H247ZM6 204H7V201H6ZM6 204H4V205H6ZM84 204H85V202H84ZM92 204H91V206H89V208H91L92 207ZM105 204V205H104ZM125 204V203H124ZM130 204H131V202H130ZM143 204V203H142ZM196 204V203H195ZM211 204V203H210ZM218 204V205H219ZM222 204H224V203H222ZM236 204H238V203H235V205H233V206H235L236 207ZM250 204V203H249ZM259 204V203H258ZM11 205H12V202H11ZM69 205H70V203H69ZM95 205H93V206H95ZM126 205V204H125ZM153 205V206H154ZM159 205H157V206H159ZM190 205V206H189ZM200 205V203H198V207H201L202 208V204H201V206H199ZM213 205H216V204H213ZM212 204L210 205V206H213ZM226 205V204H225ZM54 206V205H53ZM86 206H87V204H86ZM124 206V205H123ZM139 206V205H138ZM144 206H145V204H144ZM152 206V207H153ZM156 206V207H157ZM196 207H197V204L195 205ZM208 206V205H207ZM238 206V205H237ZM241 206V205H240ZM243 206H245L246 207V203H245V205H243ZM259 206V205H258ZM257 206V204H256V206H254L255 208L256 207H258ZM108 206H105V208H107ZM143 207V206H142ZM146 207V206H145ZM145 207H143L142 209H143V211H145V212H147V216L148 215H150L151 213H153V212H151V210L149 211V209L147 210ZM149 207V206H148ZM151 207V206H150ZM156 207H155V209H156ZM162 207V208H163ZM169 207V208H168ZM184 207V208H185ZM197 207V208H198ZM216 207H217V205H216ZM227 207H229L228 205H227ZM227 207H225L226 208V210H230V208L228 209ZM231 207V206H230ZM253 206H252V204H251V208H252ZM253 207V208H254ZM1 208V207H0ZM24 208V207H23ZM93 208V207H92ZM95 208V207H94ZM93 208V209H94ZM161 208V209H162ZM173 208V207H172ZM187 208H185V211L186 212H188L186 209ZM195 208V207H194ZM199 209L198 210V212L199 211H203V209ZM213 208H215L214 206H213ZM219 208V207H218ZM217 208V209H218ZM220 208H221V206H220ZM233 208V207H232ZM238 208V207H237ZM242 208V207H241ZM244 208V207H243ZM242 208V209H243ZM252 208V209H253ZM254 208V209H255ZM261 208H262V210H263V207L261 206ZM69 206H68V200L67 199H62L60 202H58L57 203V207H56V213L59 215V216H57V217H59V222H57L58 224L56 225V226H51L50 224H47L42 230H41V233H40V236H39V242H41V243H39V245L41 246V247H44V246H42L44 243V241L47 239H49V238H51L54 234H59L60 232H61V230H63V229H67V228H69V227H71V228H69L70 229V231H72V232H74V234H73V236L75 235V231L74 230H76V229H74V228H72V226L69 224V221H68V212H69ZM97 209H99L98 207H97ZM103 209H104V207H103ZM107 209H109V207L107 208ZM151 209V208H150ZM158 209V208H157ZM165 209V210H166ZM209 209H212V208H210L209 207ZM216 209V208H215ZM222 209V208H221ZM221 209H219V211L218 212H223V211H221ZM239 209V208H238ZM247 209H248V204H247ZM246 209V210H247ZM253 209V210H254ZM1 210V209H0ZM15 210V211H14ZM21 210V209H20ZM26 210H27V208H26ZM100 210V209H99ZM160 210V209H159ZM189 210V209H188ZM222 210H224V209H222ZM226 210H224V212L226 211ZM235 211H236V209H234ZM233 210V211H234ZM259 210H260V207H259ZM2 211V212H3ZM6 211V212H5ZM30 211H31V209H30ZM29 211V212H30ZM111 211V210H110ZM110 211H109V213H110ZM123 211V210H122ZM132 211H133V209H132ZM132 211H131V214H133L132 213ZM136 211V210H135ZM164 210H161V212H163ZM168 212H169V210H167ZM170 211H171V213H172V210L170 209ZM255 211V210H254ZM264 211V210H263ZM263 211H261L260 210V212H263ZM1 211H0V217H1V214H3ZM21 212H23V211H21ZM28 212V211H27ZM103 211H101V214H103V215H101V217L103 218V216H104V212L102 213ZM112 212V211H111ZM114 212V211H113ZM149 212H151L150 214H149ZM157 212H158V210H157ZM192 212H194V213H191V214H195L196 215V212H197V210H195V211H192ZM210 212H212V211H210ZM216 212V211H215ZM215 212H213V213H215ZM229 212V211H228ZM231 212V211H230ZM227 213V214H231V213ZM245 212V211H244ZM246 212H248V210L246 211ZM250 212H251V214L253 213L251 210H250ZM141 213V212H140ZM159 213V212H158ZM167 212H165V214H166ZM176 213H177V211H176ZM184 213V212H183ZM183 213H179V215L181 214V218H182V220H181V218L179 217V215H178V217H179V224H181L182 225V222H180V221H183V217L182 216H185ZM189 213H190V211H189ZM189 213H187V215L189 214ZM234 212H232V214H233ZM236 213V212H235ZM235 213H234V215H235ZM10 214V215H11ZM106 214V213H105ZM115 214V213H114ZM114 214H112V215H114ZM129 214H130V212H129ZM142 214V213H141ZM164 214V215H165ZM201 214H203V213H201ZM240 214V213H239ZM7 215V214H6ZM99 215H100V213H99ZM109 214H107V217H109L108 216ZM134 215V214H133ZM136 215V214H135ZM144 215L145 214H143V217H144ZM152 215V214H151ZM150 215V216H151ZM159 215V214H158ZM157 214H156V216H158ZM171 215V214H170ZM170 215H165V218L160 222V220L159 219H156V221L157 220H159V221H157V226H156V222H155V220H154V218L156 217H154L153 218V220H151L149 217L150 216H146L148 219H150L151 220V222H149L147 225H145L143 228H139L140 227V223H137L138 225H136L137 227H138V233H140L141 234V232L144 234L145 233V235L147 234V235H150V236H152V233H153V230L155 229V227H160V229L158 230L159 232H160V230H161V228H163L164 229V231H163V233H166V234H168L167 232H169V230L170 231H172V233H174L173 231H175V229H173L174 227H175V225H177V223L175 224V222L174 223H171V218H170ZM174 214H172V216H173ZM205 214H203L202 216H204ZM215 216H217V215H219V214H214ZM221 215V214H220ZM222 215H223V213H222ZM247 215V214H246ZM4 216V215H3ZM9 216V215H8ZM154 216V215H153ZM152 216V217H153ZM161 216H162V214H161ZM176 216V215H175ZM208 216V215H207ZM229 216V215H228ZM233 216V215H232ZM243 215H239L238 217H242ZM248 216V215H247ZM246 216V217H247ZM251 217L253 216V215H250ZM250 216H248V217H250ZM260 216V215H259ZM106 217V216H105ZM141 217H142V215H141ZM142 217V218H143ZM178 217L176 216V219H177V221H178ZM219 217V216H218ZM230 217V216H229ZM254 217V216H253ZM256 217V216H255ZM258 217V216H257ZM2 218V217H1ZM4 218H6V217H4ZM9 218H10V216H9ZM98 218H100V216L98 217ZM101 218V219H102ZM158 218H159V216H158ZM188 219L189 218H191L190 216L189 217H187ZM204 218H205V216H204ZM240 218H236V219H238L237 220V222H239V219ZM242 218H244V217H242ZM262 218V217H261ZM7 219V218H6ZM94 219V218H93ZM147 219V220H148ZM186 219V218H185ZM206 219V218H205ZM212 219V218H211ZM209 220L210 222H212V220H214L215 219V217H214V219H212V220ZM110 220V219H109ZM146 220V219H145ZM144 220V221H145ZM190 220V219H189ZM218 220V219H217ZM244 220H246L245 222H247L248 221V219L246 218H244ZM126 221H127V219H126ZM138 221H140L141 222V220H138ZM190 221H193L192 219L190 220ZM194 221H195V219H194ZM193 221V222H194ZM206 221H208V219L206 220ZM206 221H204V222H206ZM209 221L207 222V223H209ZM230 221V218H228L227 220L225 219V221H223L225 224H226V226L228 227V225H227V223ZM232 221H233V219H232ZM232 221H230L228 224H230V223H235V222H232ZM243 223H244V221L243 220H241ZM5 222V221H4ZM7 222H8V220H7ZM7 222H6V224H4L3 226L4 227H2L1 228V230H3V228L4 229H7L8 228V226L11 224H9V222H8V224H7ZM14 223H12L11 225H14ZM29 223L31 224L30 226H29ZM71 223V222H70ZM85 223V222H84ZM142 223H143V220H142ZM160 223V224H159ZM194 223H196V222H194ZM215 224L217 223V221H215L214 222ZM213 223V227H214V224ZM240 223V222H239ZM250 223V222H249ZM101 224H103V223H101ZM144 224H145V222H144ZM170 224H172V228L170 227ZM183 224H184V222H183ZM186 224V223H185ZM197 224V223H196ZM212 224V223H211ZM247 223H244V225H246ZM7 225V226H6ZM35 225V224H34ZM129 225V224H128ZM134 225H135V223H134ZM160 225V226H159ZM231 225V224H230ZM240 225H243V224H241L240 223ZM136 226H130L131 228H134L135 230H137L136 229ZM141 226H143V225H141ZM180 226V225H179ZM200 226V225H199ZM216 226V225H215ZM237 226H239V225H237ZM5 227H7V228H5ZM10 227H12V226H10ZM172 229H170V228ZM183 227V226H182ZM233 227H236V226H233ZM241 227V226H240ZM14 229H15V227H13ZM87 228V227H86ZM104 228V227H103ZM186 228V226H184V229ZM197 228H199V227H197ZM211 228H212V226H211ZM220 228H222V227H220ZM225 228V227H224ZM230 228V227H229ZM228 228V229H229ZM246 228H248V227H246ZM8 229H10V228H8ZM7 229V230H8ZM85 229V228H84ZM89 229V228H88ZM180 229H182V228H180ZM187 229H189V227L188 228H186V230ZM218 229V228H217ZM241 229V228H240ZM244 229V228H243ZM264 229V228H263ZM0 230V231H1ZM6 230V231H7ZM12 230V229H11ZM91 230V229H90ZM89 230V231H90ZM186 230H184V231H186ZM192 230H194V228H192ZM191 230V231H192ZM212 230V229H211ZM219 230V229H218ZM222 230H223V228H222ZM227 230V229H226ZM242 230V229H241ZM10 231V230H9ZM16 231V230H15ZM14 231V232H15ZM24 231V230H23ZM22 231V233H25V232H23ZM88 230H81V232L78 234V235H75V238H71V240H70V235L69 236H66L65 235V237H64V239H63V241L58 245V247H57V249L55 250V252L54 253H52L51 255H49L47 252H44V253H42V251H41V257H42V264H68L69 262H70V260H72V261H75V264H95L94 263V261H95V255H93L90 251H87L86 250V248H90V246H89V244H90V239L88 238L89 236L87 235V234H90V233H88L87 232ZM157 231V232H158ZM162 231V230H161ZM183 231V230H182ZM188 231V230H187ZM213 231L215 232V230L213 229ZM224 231V230H223ZM223 231H221V232H223ZM250 231V230H249ZM2 232V231H1ZM12 231H10L9 233H11ZM154 232H156V229H155V231ZM156 232V235H157V237L159 236V232L157 233ZM177 233H178V231H176ZM190 232V231H189ZM188 232V233H189ZM199 232H201V231H199ZM203 232H205V230L203 231ZM202 232V233H203ZM210 232V231H209ZM219 232V231H218ZM255 232V231H254ZM5 233V232H4ZM19 233V232H18ZM77 233V232H76ZM162 233V232H161ZM171 233V232H170ZM171 233V234H172ZM190 233H192V232H190ZM206 233L207 232H205V234H203V235H206ZM211 233V232H210ZM216 233V232H215ZM213 233V235L214 236H211V235H209L208 233V237L209 236H211V237H213V238H215V235H217L218 233ZM247 232H245V234H246ZM262 233H264V230H263V232ZM69 234H71V233H69ZM181 234H183V233H181ZM193 234V233H192ZM196 234V232L194 231V235ZM139 235V234H138ZM154 235V234H153ZM174 236H176V233L175 234H173ZM178 235V234H177ZM187 235V234H186ZM191 235V234H190ZM193 235V236H194ZM222 234H220L219 235V241H221V238L222 237H224L223 235L221 236ZM229 235V234H228ZM227 235V236H228ZM232 235V234H231ZM257 234H256V232H255V234H253V236H256ZM170 236V235H169ZM173 236V237H174ZM192 236V235H191ZM190 236V237H191ZM192 236V237H193ZM207 236H206V238H207ZM221 236V237H220ZM230 236V235H229ZM239 236V235H238ZM261 236H263V235H260L259 237H261ZM24 237V236H23ZM27 237H28V235H27ZM68 237V238H67ZM154 238L156 237V236H153ZM152 237V238H153ZM178 237H180V236H178ZM183 237H186L185 235L183 236ZM232 237H234V236H232ZM249 238L251 237V236H248ZM257 238H258V236H256ZM255 237V238H256ZM18 239H20V237L18 236L17 237ZM194 238V237H193ZM199 239H200V237H198ZM217 238V237H216ZM225 238V240H227L228 238L230 239V237H227V239H226V237H224ZM254 238V239H255ZM0 239H1V237H0ZM31 239V238H30ZM174 239H176L175 237H174ZM181 239V238H180ZM188 239V238H187ZM205 239V238H204ZM203 239V240H204ZM223 239V238H222ZM228 239V240H229ZM233 239H235V241H236V239L237 238H233ZM253 239V238H252ZM253 239V240H254ZM259 239V238H258ZM25 240H27L26 238H25ZM25 240L23 239V240H20V241H13V240H11L12 241V243L14 242V245L15 246H13L12 245V249L10 250V247L8 248L7 247V249H9V252H6L7 251V249L5 250V254H0V264H17V261L20 259L19 258V255H20V253H21V251L23 250V247H25L24 246V244L26 243L25 242ZM166 240H168V237L166 238ZM182 240V239H181ZM184 240V239H183ZM202 240V239H201ZM217 240H218V238H217ZM216 240V241H217ZM224 240V239H223ZM240 239H238V241H239ZM244 240V239H243ZM262 240L264 241V239L262 238ZM261 240V241H262ZM10 241V242H11ZM162 241V240H161ZM160 241V242H161ZM209 241V240H208ZM207 240L204 242V245H205V243L207 242V244H209L210 245V243L211 244H213L212 242H208ZM210 241H211V238H210ZM238 241H236V242H238ZM260 239H259V244H260ZM6 242H9V241H6ZM159 242V241H158ZM164 242V241H163ZM182 242V241H181ZM180 242V243H181ZM235 242V243H236ZM241 242V241H240ZM243 242V241H242ZM241 242V243H242ZM250 243H251V241H249ZM1 243V242H0ZM38 243V242H37ZM36 243V244H37ZM43 243V244H42ZM175 242H173V244H174ZM230 243H231V241H230ZM229 243V244H230ZM234 243V242H233ZM232 243V244H233ZM244 243V242H243ZM242 243V244H243ZM262 243V242H261ZM202 244V243H201ZM215 244H217V243H215ZM220 244V243H219ZM238 244V243H237ZM236 244V245H237ZM246 244V243H245ZM253 244V243H252ZM257 244V243H256ZM262 244H264V243H262ZM52 245V244H51ZM255 245V242H254V244L250 247V248H252L253 246ZM36 246V245H35ZM178 246V245H177ZM206 246V245H205ZM204 246V247H205ZM211 246V245H210ZM214 246V248H213V252H214V249H216V245H212L211 247H213ZM216 246V247H215ZM243 246H245L244 244H243ZM242 246V247H243ZM247 246H249L248 245V241H247ZM256 246H258V245H256ZM33 247V246H32ZM39 247V246H38ZM85 248V250H82V251H75L74 249L76 248ZM204 247H202V248H204ZM234 247V246H233ZM238 247V246H237ZM239 247H240V245H239ZM258 247H260V246H258ZM207 248V247H206ZM205 248V249H206ZM249 248V247H248ZM249 248V249H250ZM41 249V248H40ZM43 249V248H42ZM239 249H241V248H239ZM257 249H259V248H257ZM81 250V249H80ZM207 250H208V248H207ZM206 250V251H207ZM229 250V249H228ZM235 250V249H234ZM237 250V249H236ZM235 250V251H236ZM242 250V249H241ZM245 250V249H244ZM244 250H242V252L240 251V250H238V251H240V252H238L239 254H243V253H246V252H244ZM248 250V249H247ZM253 250V249H252ZM261 250V249H260ZM1 251V250H0ZM209 251V253H211V251L210 250H208ZM220 251H223L222 249L220 250ZM225 251V250H224ZM231 251H233V250H231ZM256 251H258V250H256ZM33 252V251H32ZM162 252V251H161ZM160 252V253H161ZM205 252V251H204ZM228 252H230V250L228 251ZM177 253V252H176ZM207 253V252H206ZM208 253V254H209ZM219 253H221V254H223L222 252H219ZM234 253V252H233ZM23 254V253H22ZM29 254V253H28ZM54 254V255H53ZM220 254V255H221ZM227 254V253H226ZM247 254V253H246ZM250 254L251 253H249V256H250ZM254 254V253H253ZM258 254V253H257ZM259 254H260V251H259ZM213 255V254H212ZM224 255H225V252H224ZM230 255L231 256H233V255H238V254H236V252L234 253V254H231L230 253ZM230 255H226V257L227 256H230ZM244 255V254H243ZM252 255V254H251ZM51 256H53V257H51ZM248 256V258H250ZM256 256V255H255ZM260 256V255H259ZM31 257H33L31 254L30 255H28L22 262H21V264L23 263H26V261H30V259H31ZM222 257V256H221ZM234 257V256H233ZM241 256H236L235 258L237 259V258H240ZM225 258V257H224ZM244 258V257H243ZM219 259V258H218ZM230 259H232V258H230ZM235 259V260H236ZM260 259V258H259ZM26 260V261H25ZM223 260H225V259H223ZM223 260H221V261H223ZM262 260V259H261ZM19 261H21V260H19ZM98 261V260H97ZM226 261H227V259H226ZM229 261H231V260H229ZM233 261V260H232ZM225 262V261H224ZM236 262V261H235ZM263 262V261H262ZM218 263V262H217ZM99 264V263H98ZM214 264V263H213ZM223 264V263H222ZM225 264V263H224ZM226 264H229V263H226ZM235 264V263H234ZM251 264V263H250Z\"/></svg>",
	"mask_w": 264,
	"mask_h": 264
}]
</instances>
